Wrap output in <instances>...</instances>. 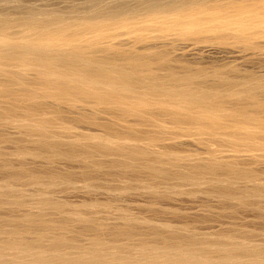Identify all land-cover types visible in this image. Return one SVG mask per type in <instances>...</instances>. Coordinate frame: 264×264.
<instances>
[{
    "label": "bare ground",
    "instance_id": "1",
    "mask_svg": "<svg viewBox=\"0 0 264 264\" xmlns=\"http://www.w3.org/2000/svg\"><path fill=\"white\" fill-rule=\"evenodd\" d=\"M26 1V0H25ZM119 1V0H118ZM173 1V0H172ZM176 1V0H175ZM187 1V3L186 2H184L185 4H187L188 5V1L189 2H191L190 0H186ZM194 1V0H193ZM213 1V0H212ZM211 0H196L194 3H193V6H192V4H190L191 6V8H189V10L191 11V12H189L188 11V9H187V7L185 6V8H183V10L182 11H186V12H189L190 13V15H189V17H191V14L194 12V13H198L199 11L198 10H201L200 12H202V10H204L205 11V14H207L206 16H208V11L206 10V7H208V4L209 3H211L212 2ZM222 1V0H221ZM221 1H217V3H216V1H213V2H215V4H217L216 6H215V4H214V6L215 7H217L218 9H219V11L221 10L222 11V9L223 10H227V11H229L228 9H230V12H229V15H231V10L233 11H235V9L236 10H238V13H242L243 15V17H244V14H247V15H251L252 14V12H254V11H260V14H261V12H263L264 11V0H256V1H254V0H226L227 1V3H226V1H225V3L223 2H221ZM229 1H231L230 3H228ZM254 1V2H253ZM32 2V1H31ZM114 2H115V0H114ZM120 2V1H119ZM212 2V3H213ZM113 3V2H112ZM116 3V2H115ZM128 3H129V1H128ZM212 3H211V6H212ZM123 4V3H122ZM125 4H127V1H126V3ZM169 4V3H168ZM173 4V3H172ZM130 5V4H129ZM125 6L126 5H121V7H123V9H127V8H125ZM128 6V5H127ZM158 6V5H157ZM156 6V7H157ZM161 6V5H160ZM184 6V5H183ZM24 7V6H23ZM112 7L114 8V6L112 5ZM118 8H119V10H118V8H117V10L118 11H120L121 10V13H120V15L122 14V8L120 9V5L119 6H117ZM153 7V6H152ZM151 6H150V8H152ZM169 7V6H168ZM173 7H175V6H173ZM178 7V6H177ZM181 7V6H180ZM179 7V8H180ZM130 8V7H129ZM158 8V7H157ZM156 8V9H157ZM217 8H213V9H217ZM19 9H20V7H19ZM147 9V8H146ZM153 9V13H154V7L152 8ZM159 9H160V7H159ZM168 9V8H167ZM173 9H175V8H173ZM172 9V10H173ZM182 9V8H181ZM180 9V10H181ZM17 10V9H16ZM110 10H111V14L113 15V10L110 8ZM110 10H107L108 11V14L107 13H105V15H104V17L106 16V14L109 16L110 15V13H109V11ZM116 10V11H117ZM137 10V9H136ZM145 10V9H144ZM163 10V9H162ZM161 10V11H162ZM179 10V9H178ZM115 11V12H116ZM116 12L117 14H115L114 13V17L112 18H110V17H108L109 18V20L110 19H116V15H118V13L119 12ZM131 11H133L132 9H131ZM147 11V10H146ZM149 11V10H148ZM147 11V12H148ZM158 11V10H157ZM157 11H156V13H157ZM165 11V10H164ZM206 11H207V13H206ZM210 11L212 12V9L210 8ZM218 10H216V11H214L213 10V12H219ZM21 12V11H20ZM33 12V11H32ZM127 12V11H126ZM126 12H124V15H125V13ZM129 12V11H128ZM136 12H139V11H136ZM140 12H142L141 10H140ZM151 12H152V10H151ZM159 13H161L160 11H158ZM166 12V11H165ZM173 12H174V10H173ZM176 12H177V10H176ZM178 12H180V11H178ZM177 12V13H178ZM210 13V15H211V18H209V20L211 19L212 20V16L215 14V13ZM236 13H237V11H235ZM131 13V12H130ZM134 13V12H133ZM145 14H146V12H144ZM163 13V12H162ZM181 13V12H180ZM179 13V14H180ZM194 13L192 14V15H194ZM203 13V12H202ZM221 13V12H220ZM220 13H218V14H215L217 17L219 16V14ZM226 13V12H225ZM224 13V11H222V13L220 14L221 16H223V14H224V16H226V14L228 15V13H226L225 14ZM237 13V14H238ZM259 13V12H258ZM264 13V12H263ZM263 13H262V17L264 16L263 15ZM2 14V13H1ZM0 14V15H1ZM6 14V13H5ZM101 15H102V13H100ZM136 14V13H135ZM148 14V13H147ZM181 14H183V13H181ZM185 15H186V13H184ZM183 14V15H184ZM199 14V13H198ZM232 14H234V18H239V17H235V13H232ZM27 15H29V14H27ZM101 15H98V16H100L99 18H100V22H101V20H102V22L104 21H109L108 19L106 20V18L103 20L102 18H101ZM111 15V16H112ZM134 15V14H133ZM140 15V14H139ZM138 15V16H139ZM163 15V14H162ZM167 15V14H166ZM171 15V14H170ZM173 16H174V14H172ZM171 15V16H172ZM184 15V17H186V18H183L184 19V21H185V19H187V18H189L188 16H185ZM197 15V14H196ZM204 15V14H203ZM239 15V14H238ZM256 15V17H259V18H261V15H259V14H257L256 12H255V14L253 13V15H251L250 16V18H252L253 20H254V16ZM259 15V16H258ZM129 16V15H128ZM150 16V15H149ZM156 16V15H155ZM160 16V15H159ZM168 16V15H167ZM172 16V17H173ZM216 16H213V17H215L216 18ZM232 16L233 15H231L230 16V21H231V18H232ZM237 16V15H236ZM13 17V16H12ZM42 17V20H43V16H41ZM48 17V16H47ZM53 17V16H52ZM51 17V18H52ZM103 17V16H102ZM125 17V16H124ZM123 17V18H124ZM136 17H137V15H136ZM139 17H141V15L139 16ZM144 17H145V15H144ZM152 17H154V15L152 16L151 15V17L150 18H152ZM157 17V16H156ZM163 17H165L164 15H163ZM176 17V16H175ZM181 17H183V16H181ZM178 18L177 19V21L179 22L182 18ZM201 17V16H200ZM209 17V16H208ZM208 17H205L204 16V18L202 17V18H199V19H197V17H191V19L190 20H196L197 19V21H203L204 19L206 20L205 21V23H204V21H203V23L202 24H204V26L206 25V27H207V25H208V27H210V25H211V28H212V26L214 25V26H217L216 24H218V23H216L217 22V20H222V17H220V18H216L215 19V22L213 21L212 22V24L210 23V24H208V22H210V21H208L207 22V18ZM16 18V17H15ZM36 18V17H35ZM35 18H33L34 19V21L36 22V20H35ZM40 18V17H39ZM49 18V17H48ZM90 18V17H89ZM98 19V17H95V19ZM138 18V17H137ZM244 18H247L246 17V15H245V17ZM249 18V19H250ZM259 18H256V19H258V21H259V23H260V25L262 24V27L260 26V28H262V32L264 33V31H263V29H264V26H263V23H264V20H263V23H261V19H259ZM264 18V17H263ZM1 19V18H0ZM3 19V18H2ZM7 19H9V18H7ZM16 19H18V18H16ZM19 19H20V17H19ZM18 19V20H19ZM41 19V18H40ZM53 19V18H52ZM72 19H75V18H72ZM72 19H70V20H72ZM80 19V18H79ZM91 19V18H90ZM126 19V18H125ZM139 19H141V18H139ZM146 19H147V17H146ZM145 19V20H146ZM157 19V18H156ZM159 19V18H158ZM160 19H162V18H160ZM159 19V20H160ZM180 19V20H179ZM225 19H229V18H223V20H225ZM249 19H247V21H249ZM251 19V20H252ZM23 20V19H22ZM37 21V23L39 24H35L36 26H39V28H40V24L42 23V22H44L45 20H47V21H45V22H48L49 23V21L51 20V19H44L43 21ZM69 20V21H70ZM75 20H77V18L75 19ZM83 20V19H82ZM81 19H80V21H81V23H84L83 21H82ZM93 20V19H92ZM91 20V21H92ZM123 20V19H122ZM127 20V19H126ZM142 20V19H141ZM144 20V21H145ZM163 20H165V18L163 19ZM162 20V21H163ZM166 20H168V19H166ZM165 20V21H166ZM172 20V19H171ZM190 20H188L187 19V23H186V21L184 22L183 20H182V22H180V23H176L177 21H174V19L172 20V22H169V21H167V22H169V25H166V22H162V23H164L163 24V31L165 30V33H168L169 31H173V29H175L176 27H177V29H179V30H176L175 29V31L177 32V31H180V32H183L182 34H180V35H182L183 37L185 36L184 34L185 33H188V34H191L192 33V31H194V30H190V29H192L195 25H194V23L195 22H197V21H195V22H193L192 21V23L193 24H191V25H193L192 26V28H191V25L189 24V22L188 21H190ZM219 20V21H220ZM246 20V19H245ZM252 20V21H253ZM2 21V20H1ZM29 21V20H28ZM31 21H32V19H31ZM34 21H32L33 23H35ZM55 22L57 21V19L56 20H54ZM59 21V20H58ZM61 21V20H60ZM65 21V20H64ZM97 21H99V19L97 20ZM149 21H150V19H149ZM226 21H228V20H226ZM251 21V22H252ZM13 22V21H12ZM23 22V21H22ZM32 22H30V23H32ZM41 22V23H40ZM45 22L43 23V24H45ZM95 22V21H94ZM100 22H99V24H94V25H90V23L91 22H89V25H88V23H87V21H86V23H84L85 25H82L81 23V25L83 26V27H85L86 28V30H85V28L83 29V27L81 28V30H83V34L85 33L86 35L91 31V30H96V32L97 31H99V34H100V37L99 38H97L98 36L97 35H95V36H97V37H94V36H92V35H90L89 36V38H87V36L86 35H83V34H81L80 32H79V34L78 35H80V36H78L79 37V39L76 37V34L74 35V33H77L79 30H80V28H77V32L76 31H74V29H72L73 27H77L76 25H78V27L80 26L81 27V25H79V22H77L76 21V23H78V24H76L75 26H72V23H74V20H73V22L70 24L69 22L68 23H66L67 25L68 24H70L69 26H71V29L73 30V37H76V39L78 40V41H76V44L74 43L73 44V42H74V39H68L69 41H71L70 42V44L68 45V44H66V45H68V46H70V52H71V54H70V52H69V55H64L65 54V51L66 50H68V49H64L63 50V52H64V54H62L63 52L62 51H60V49L62 48V46H61V48L59 49L58 48V50H59V53H61V54H59L58 53V51L56 52V54H54V53H52V51H51V46L52 45H54V47L53 48H55V50L57 49L56 47H58V45H56V47H55V44H56V42L54 41V42H52V44H51V42L50 43H44V42H42V41H44V40H42L41 38H43V36L44 35H46V30L44 29V26H43V30H42V26H41V31H42V37L41 38H39V39H41L42 41H39V39H38V44H37V40H35V42L34 43H36V44H34V43H26L25 41L23 42V41H20L21 43H22V45H21V43H20V45L23 47V49L24 48H26L27 47V50H28V45H32L34 48H35V46H38V49L39 48H41V44L42 43H44V44H42L43 46H46V47H48V45H51V46H49V48H43V46H42V49H43V52H41V53H38V55H36L37 57H35V59L33 58H31V59H29V57H31V56H33L34 57V55H31V56H29L30 54H33L34 52H38V50H36L35 51V49L37 48H35V49H32V52L30 51V50H28L27 51V55L29 56V57H27L26 58V56H25V58H24V55H26V54H23L24 53V51L25 50H23V52H19V49H20V51H21V49L22 48H19V49H17L16 47H15V43L14 42H10V44H12L13 43V49L14 48H16L17 50H18V54H17V52H15L14 53V51H17V50H14V51H12L13 49L11 48V45L8 43L9 41L8 40H6V39H3V41H2V39H1V41L3 42H1V44L0 45H3V47H7V45L6 44H8V45H10V52L11 53H5V49L3 50V47H1L2 49L0 50V72H1V74L0 75H3V77L2 76H0V77H2L1 79H3L2 81H0V86H1V88H0V96L2 97V99H4L6 102H12V103H10L11 105H13V102H20V104L18 105V107H17V105H16V107L19 109L18 111H16L17 113L20 111V107H23V109L24 110H26L25 111V115L24 114H22L21 112L19 113V114H22V116H25L24 118H22L21 120H20V122L23 120V121H25V123L23 124L22 122V124L19 126L23 131L22 132H24V133H22V134H24V136L25 135H27L26 137H29V140H31L32 141V143H33V147L34 148H36V150L38 149H40V150H43L42 152H44V154L45 153H47L48 154V152L50 151V149H52L53 151H54V156H55V159L56 160H58L59 158H60V156L62 157V159L64 158V155H65V158H67L68 159V161H71V160H73V161H75V162H77V160H80L82 163H80V162H77V163H80V165L79 166H83V170H82V172H81V174L79 173L78 174V176H82L83 177V180L85 181V182H87V181H89L90 182V180H92L93 179V177H97V173H99L101 170H102V167H105L104 165H106V166H109L108 164H110L112 167H118V168H116L115 170H116V172L121 168L122 170L121 171H125L126 173L128 172H134V174L133 175H136L137 176V173H139L140 171H143V173L145 172V174L146 173H149L150 174V176H151V180L152 181H155V182H153L152 183V181L149 179L150 178V176L147 178V180L149 179L150 181H147V182H151L152 183V186H150L151 184L150 183H147V184H145L146 185V187H145V189H148L149 188V193L152 195V197H153V199H154V197L156 198V199H159L160 200V198H167V196L168 197H170V195L171 194H169V191L167 190V189H169V187L167 186V189L165 190L164 188H162L161 189V182H160V180L162 179V178H165V177H167V176H169V174H171V176L173 177V179L175 178V181H177V182H175V185L179 182V184H181V185H179V184H177V185H179V186H184L183 184H185L186 183V187L187 186H193L194 185V187L196 188L195 189V194L197 193V191H198V193L200 192H202V193H205V195H207L208 197H210V198H217L218 199V201L221 203H219V205H221L220 206V208H221V217L222 216H229V217H232L233 219H234V217H236L237 215H238V213H239V211H240V209H244L245 211L246 210H248V211H254V212H256L257 214H258V216H259V218H261L262 216L264 217V171L263 170H260V169H256V167L254 168L253 166L255 165V164H258V162L260 161V160H258L257 158H261V156L259 157L258 155H257V158L255 157H253V155H256V152H259L260 154H261V151H264V143L263 142H261L260 140H258L257 139V137L259 136V134L261 135V133H262V135L261 136H259L261 139L264 137V120H261V118L262 117H264V115H262V117L259 119V118H257V117H260V113L261 112H259V115L257 116V117H255V115H254V117L256 118V120L257 119H259V120H257L258 122V124H254L253 126H255L256 125V128L255 129H257L258 128V131L257 130H255V132L253 131L254 130V128H251L250 126L252 125V124H250V126L248 127L249 128V130L251 131V129H253L252 130V132H248L247 133V135H246V139L248 140V143H246V144H243V146H244V148L246 147V145L248 146V148L247 149H249L250 151H252L251 153H253V152H255L253 155L252 154H249V155H251L253 158H251V156H250V158L247 160L248 162H243L242 160L244 159V157H242L241 156V163H242V165L243 166H238V164H236V162L234 163V165H232L233 164V162L234 161H237L238 159H240V157H239V154L238 153H235V150H234V154H235V156H236V154L238 155V159L236 158V160H234L233 159V157H232V161H231V163L230 162H228V159L225 157L226 156V154H224L225 156V158L227 159V162L224 160L225 158L223 157V159H221L222 158V156H221V158H220V160H222V161H218L219 160V158H217L216 160H214L215 158H213V156H212V158L211 157H204V158H201V160L199 161V160H196V161H198V162H195V160H194V158H192L193 159V161H192V163H191V161H190V163L188 162V161H186V159H185V156L182 158L181 156V158L180 157H178L179 155L174 151V149L172 148H170V146H169V148H170V150H168V152H166L165 150H167L166 148H168L167 146H165L166 148L165 149H161V150H163V152L161 153L162 155L164 154V152L166 153V155L164 154L163 156L164 157H161L160 155V152H161V150H160V152L158 151H156L157 153L153 156L152 155V153H153V151H154V148H153V146L152 147H149V146H147V147H149V148H152L153 150H152V153H150L149 151V149L147 150V149H145L146 147V145L144 146V144H143V146H144V148L143 147H140V146H138V145H136V144H134L132 141V143L130 142L129 144L128 143H126L127 142V136L126 137H123V136H121L122 134H120V136L121 137H123V138H121L120 137V139H121V141H119L118 139H119V135H117L115 132H116V130H115V134H116V139H113V138H109V139H107V137L105 138V137H102V136H99V137H101V138H98V135H97V133H96V135L97 136H95V135H93V136H90V139L88 138H86V141H84L85 140V138H83V142H79L78 140V137H77V141H73V139H72V141L70 140V141H66L64 138L62 139V141H61V136L63 137V135H60V138H58V136H57V138H55L54 136V138L55 139H57V140H55L54 139V141L53 142H51L50 140V138L48 139V137H47V135H48V133L47 132H45L44 131V128L47 126V125H45V122H48V119H49V117H47V115L49 116L50 115V110H48L47 111V109H50L49 107L51 106H53V105H51V104H57V102H64V103H67V102H69V105L71 104V105H77V103L75 102V104H73L72 102H74V101H77V102H83V104L85 105L86 103H87V105L90 107V104H92V106H94V108H96V109H94V112L95 111H97L98 109V107L100 108V107H102V110H104V109H106V110H108L109 112L108 113H110V114H112V113H114V111L115 110H113V108L115 109V108H121V110H119V113H121L122 115V118H126V117H132L127 123L129 124V123H131V120L133 119V118H135V116H134V114H136L137 115V117L141 114V113H143V116H145L144 114H148V115H150V120L152 121V117L153 116H155V114H156V112L157 111H159V112H162V113H164V114H168L170 117H171V120L172 121H170L169 123H172L173 124V126H174V122L175 123H178V128L180 127V125L182 124V125H184V124H191V126L192 125H196V124H198L199 126H200V128H198L197 129V131H200V136L201 137H204V136H202V135H204V134H206V133H209V134H211V135H214L215 137L217 136H219L220 135V137H221V135H223L224 133L226 134L228 131H229V134L228 135H226L225 137H227L228 138V136H229V140H230V135H232L233 133V127L234 128H236L237 130H238V132L241 134L242 133V131L240 130V129H243L244 127H241V126H244L243 124L240 126V125H237L238 124V121H237V119L235 118V117H237V116H234V118H232L231 117V119H230V116H233V115H236V114H233V113H230V111L232 110V108L234 107V106H237V105H240V103L239 102H242L243 100H240L239 98V100H238V103L239 104H237L236 102H235V100L233 99V97H232V94H231V96H229L230 95V93L225 89L226 88V86H224V85H229L232 81H228V78H230V76H229V74H227L229 77L227 78V81L226 82H224L223 80L226 78V77H223L222 75H220V76H222L223 77V79H222V77H221V79L220 80H222L224 83H221V81L219 82L218 80V83H221V85L223 84V86H224V89L227 91L226 92V94L227 95H225V93H224V91H223V93H221V94H219L220 93V91H219V89L217 88V91H219L218 93L217 92H215L216 90H213V89H216V87H222V89H223V86H221V85H215V87L212 89V87H211V89H208V90H211L210 92H208V90H206L207 92V95H210L213 91H214V93H213V95H211L212 97H217L218 95H220V97H221V95H225V96H222L223 98H225V100H228L229 102V104L228 105H230V106H228L227 105V107L229 108V110H230V108H231V105H234L233 103L235 102V104H237V105H234L232 108H231V110L229 111V112H227V113H224V112H222L223 111V105H222V108H221V105H220V107H218V109H217V106H218V104H217V102L219 103V104H221V102H219L218 100L220 99H218V97H217V101L216 100H214L213 102L211 101L213 98L211 97V96H209L208 98L210 99V97L212 98V99H210V101L212 102V104H213V106H215L214 104L216 103L217 104V106H216V111L217 112H219V109L221 108L222 109V111H220V114L219 113H217L215 110H213L214 108L213 107H211V108H203L204 106H206L207 104V102H208V98L206 97L207 95L204 93V92H201L202 94H204V96H205V98H207V102L205 103V100H200L199 101V97H200V95L199 94H196V93H194V94H196V95H198V96H195L197 99H198V101H197V99L195 100L196 102L195 103H197V102H199V103H197V104H195L193 101H191L190 99V101H188L187 99H179V100H177L176 102V104H174L175 103V101L173 102V100L175 99L176 100V98L178 97V96H176L177 95V93H178V95H179V92H184L183 90H186L185 92L186 93H189L188 91H190L191 92V90H188V88H186L185 89V87L183 88V89H180L179 91H177V90H175L176 92H174L173 90H174V88H173V90H171L170 89V91L172 92H174L172 95H174V94H176L175 96H173V97H175V98H172L171 96H170V93H168L169 95L168 96H170L171 97V102H173V104L174 105H172V103H169L168 101H170V100H167V95H165L166 93H164V91H161L160 93H164V96H167V97H165L166 99H158L157 98V96L156 97H150V98H152V99H150L149 98V94H148V92L150 91V88H149V86L148 87H146L148 90H146V91H148L147 93H145L146 91H144L143 93L142 92H140V93H142V94H144V95H139V96H133L131 93H132V91H133V88H134V90H135V88H136V90L135 91H137V90H139L140 89V91H141V89H142V91L144 90L143 88H145L144 86H142L141 88H140V86L137 84H135L136 85V87H135V85L133 86V85H131V84H134L133 82L132 83H129V82H127L128 80L129 81H132L133 79H131V77L133 76V75H135L136 73H135V71H134V73L133 72H131L130 74H131V76L128 74V73H120V72H118L117 71V69H116V66H112V65H110V64H108L106 61H109L110 59H109V57L111 56V55H109L110 53H118V51L121 49L122 50V48H120V44L118 45L117 43V45L119 46H117L116 44H114V42L111 44V43H109V42H104V41H107L106 39L108 38V41H111V40H109V35L108 36H106V34L105 33H108V31L106 32V28H108L111 24H112V22H113V20H112V22H111V24L109 25H107V27H106V24L107 23H102V24H100ZM116 22V21H115ZM118 22V21H117ZM122 22V21H121ZM120 22V23H121ZM136 22V21H135ZM141 22V21H140ZM143 22V21H142ZM141 22V23H142ZM159 21L157 20V22L156 23H158ZM191 22V21H190ZM207 22V23H206ZM220 22H222V21H220ZM232 22V21H231ZM236 22H239V20H237V19H235V22H233L232 24H234L235 26H234V28L236 27ZM7 23V22H6ZM11 23V22H10ZM14 23H16V22H14ZM14 23H13V25H14ZM20 23V22H19ZM18 23V24H19ZM26 23V22H25ZM33 23H32V25H33ZM48 23L46 24V25H48ZM58 23V22H57ZM96 23V22H95ZM98 23V22H97ZM119 23V22H118ZM118 23H116V24H118ZM120 23H119V27H120ZM144 23V22H143ZM148 23V22H147ZM172 23V24H171ZM199 23V22H198ZM216 23V24H215ZM224 23H225V25L223 26V27H226V24L227 23H229L230 24V26H231V23L230 22H225L224 21ZM223 23V24H224ZM243 23V22H242ZM244 23H248V22H244ZM243 23V24H244ZM255 25L258 23V22H256V20L253 22ZM22 24H24V23H22ZM51 24H53V25H51ZM61 23H58V25H60ZM63 24V23H62ZM114 24L115 23H113V25H111V26H113V28L115 27V26H117L116 24H115V26H114ZM238 24V23H237ZM240 24L241 23H239L237 26H239L240 27ZM243 24H241V25H243ZM5 25V24H4ZM10 25V24H9ZM9 25H8V27H9ZM12 25V24H11ZM31 25V24H30ZM50 25L53 27V26H55V24H54V22H53V20H51V22H50ZM50 25H48V27H46V29L48 28L49 30L51 29V28H49V26ZM58 25H56L57 27H58ZM65 25V24H64ZM103 25H105V27L103 26ZM157 25H159V23L158 24H156V26ZM228 25V24H227ZM18 26V25H17ZM26 26V25H25ZM24 26V27H25ZM36 26H35V28H36ZM55 26V27H56ZM66 26V25H65ZM69 26H66V27H63V28H61V29H59V28H55L56 30H53V28H52V30H50V32L48 31L47 32V34L48 35H51V37L53 36V39L52 40H58V39H60V36L58 35L59 33H60V35L62 34H67V32H70L69 31V29H70V27ZM122 26V25H121ZM130 26V24H128V26L127 27H129ZM151 26V25H150ZM196 26H198V25H196ZM229 26V25H228ZM227 26V27H228ZM233 26V25H232ZM245 24L243 25V28H242V30L244 29V31H245V33L248 31V28H246L245 29ZM250 26H252L251 24L249 25V27ZM259 26H256L257 28L259 27ZM20 27V26H19ZM60 27V26H59ZM118 27V26H117ZM123 27V26H122ZM125 27H126V25H125ZM145 27V26H144ZM144 27H143V29H144ZM146 27H147V25H146ZM154 28H155V26H153ZM159 27H162V24H161V26H159ZM201 27H203V25L201 26ZM219 27H220V29L221 30H223V27H222V25L220 26V24H219ZM219 27H218V30H219ZM239 27H236V30L235 29H231V28H229L228 27V29H230V30H232L231 32H230V30H229V32H230V34L229 35H231L232 36V32H234V31H236V32H234L235 34L237 33H239V31H237V29L239 28ZM248 27V26H247ZM255 27V28H256ZM1 28H3V27H1ZM15 28V27H14ZM26 28V27H25ZM32 27H30V29H31ZM33 28H34V26H33ZM97 28V29H96ZM105 28V29H104ZM111 27H109V29H110ZM116 28V27H115ZM130 28V27H129ZM138 28H140V27H138ZM137 28V29H138ZM142 28V27H141ZM196 28V29H195ZM205 27H203V29H204ZM211 28H209V29H211ZM217 28V27H216ZM233 28V27H232ZM241 28V27H240ZM240 28H239V30H240ZM256 28V29H257ZM6 29H7V27H6ZM13 28H11L10 30H12ZM19 29V28H18ZM17 29V30H18ZM39 29V30H40ZM70 29V30H71ZM103 29V30H102ZM131 29V28H130ZM149 29V26H148V28H146V30H148ZM157 29L158 28H156V31H157ZM161 29V30H162ZM194 29H195V33H198L199 35H201L200 36V38L201 37H203L202 35L204 34V32L205 31H207V34H208V28L207 29H205V30H203V34H200L202 31L198 28L197 29V27H194ZM227 29V28H226ZM228 29H227V31L226 32H228ZM252 29V27L249 29V32L250 33H252L250 30ZM256 29H253V30H255V32L257 33V32H259V30H256ZM1 30V29H0ZM2 30H5V29H2ZM10 30L8 31V32H10ZM20 30H21V28H20ZM37 30V28L35 29V31ZM45 30V31H44ZM71 30V31H72ZM75 30H76V28H75ZM108 30V29H107ZM141 30V29H140ZM140 30H137V31H140ZM159 30V29H158ZM217 31L216 33L217 34H219L220 32H222V31H218L217 29H215V27H214V30L213 31ZM252 30V31H253ZM16 31V30H15ZM19 31V30H18ZM30 31V30H29ZM43 31H44V33H43ZM113 31V30H112ZM126 31V30H125ZM143 31V30H142ZM144 31H145V29H144ZM162 31V32H163ZM166 31H168V32H166ZM174 31V32H175ZM189 31H191V33L189 32ZM210 32H212L211 30H209ZM241 31V30H240ZM7 32V33H8ZM27 32L28 31H26L25 33L27 34ZM32 32H33V29H32ZM32 32H30L29 34H32ZM101 32V33H100ZM185 32V33H184ZM224 32H225V30H224ZM228 32V33H229ZM242 32V31H241ZM254 32V31H253ZM262 32H259V34L260 33H262ZM13 33V32H12ZM16 33V32H15ZM23 33V32H22ZM35 33V32H34ZM33 33V34H34ZM37 33H40V32H37ZM91 33H93V32H91ZM110 33H111V30H110ZM140 33H142L141 31H140ZM146 33V32H145ZM213 33V32H212ZM215 33V34H216ZM227 33V34H228ZM262 33V34H263ZM9 34V36H10V33H8ZM25 34V35H26ZM55 34H57V35H55ZM68 34H70V33H68ZM67 34V35H68ZM95 34V33H94ZM96 34H98V32L96 33ZM113 35H115L116 33H112ZM111 34V35H112ZM128 34V33H127ZM178 34V33H177ZM194 34V32L191 34V35H193ZM207 34L205 35V36H207ZM211 34V33H210ZM223 34V33H222ZM226 34V33H225ZM224 34V35H225ZM226 34V35H227ZM234 34V37L236 36V38H237V36H238V41L240 40V42L242 43V42H244L245 44H247V41H251V43L253 42L252 40H250L251 39V37L252 36H249L250 37V39L249 40H247V37H248V35H245L244 34V32H242V34H240V35H235ZM247 34V33H246ZM255 34V33H254ZM259 34H256V35H253V36H257L258 35V37H256L257 39L259 38ZM20 35V34H19ZM24 35V36H25ZM35 35V34H34ZM47 35V36H48ZM61 35V36H62ZM89 35V34H88ZM142 34H140V36H141ZM148 35V34H147ZM169 35V34H168ZM187 35V34H186ZM190 35V37L192 38H194V35L193 36H191ZM252 35V34H251ZM1 36V35H0ZM3 36V35H2ZM1 36V37H2ZM8 36V37H9ZM11 36H13L12 34H11ZM16 36V35H15ZM23 36V35H22ZM36 36V35H35ZM40 36V35H39ZM38 36V37H39ZM54 36L56 37V38H54ZM70 36V35H69ZM92 36V37H91ZM106 36V37H105ZM181 36V37H182ZM204 36V37H205ZM210 37H212L211 35H209ZM205 37L206 39L208 38V40H209V38L210 37ZM220 36V35H219ZM219 36L217 37V38H219ZM260 36H261V34H260ZM21 37V36H20ZM29 37V36H28ZM59 37V38H58ZM73 37H71V38H73ZM81 37V38H80ZM111 37V36H110ZM138 38H139V34H138V36H137ZM172 37V36H171ZM170 37V38H171ZM187 37V36H186ZM186 37H184V40H185V38ZM190 37H187V38H190ZM195 37H198V35L197 36H195ZM216 36H213L212 38H213V40H212V38H211V42H210V44L211 43H213L214 42V45L216 44L215 43V41L216 40H218V39H216L215 38ZM222 37V36H221ZM220 37V38H221ZM230 37V36H229ZM228 37V35H227V38H229ZM7 38V37H6ZM13 38V37H12ZM17 38V37H16ZM34 38V37H33ZM45 38V37H44ZM43 38V39H44ZM47 38V37H46ZM46 38H45V40H46ZM48 38H49V36H48ZM50 38L48 39V40H50ZM61 38H63L64 39V37H61ZM65 38H66V36H65ZM69 38V37H68ZM97 38V39H96ZM103 38V39H102ZM104 38H106V39H104ZM123 38V37H122ZM146 38V37H145ZM145 38H144V40L143 41H145ZM160 38V37H159ZM205 38H201V41L200 42H204L206 39ZM215 38V39H214ZM231 38V37H230ZM232 38H233V36H232ZM231 38V39H232ZM253 38H255V37H253ZM10 39V38H9ZM18 39H19V37H18ZM28 39H31V37H29ZM35 39V38H34ZM33 39V40H34ZM75 39V40H76ZM103 41H102V40ZM126 39H128V38H126ZM150 39V38H149ZM224 39H225V37H224ZM223 39V40H224ZM230 39V40H231ZM5 40V41H4ZM12 40V39H11ZM21 40H22V38H21ZM113 40V39H112ZM141 40H142V38H141ZM141 40H139V41H141ZM183 40V39H182ZM189 40V39H188ZM191 40V39H190ZM194 41H196V40H199L198 38L197 39H193ZM229 40V41H230ZM259 40V39H258ZM6 41H8L7 43H6ZM18 41V42H19ZM51 41V40H50ZM120 41V40H119ZM142 41V42H143ZM159 41H161L160 39H159ZM187 41V40H186ZM210 41V40H209ZM208 41V42H209ZM219 42H221L222 40H218ZM225 41H228V40H224V42L223 43H221L222 45L224 44V43H227V42H225ZM232 42L234 41L235 42V38H233V40H231ZM231 41H230V44H232L231 43ZM30 42V41H29ZM39 42H41L40 43V46H39ZM78 42V43H77ZM103 42L105 43V47H104V44H103ZM145 42H147V41H145ZM184 42V41H183ZM191 42H192V40H191ZM197 42V41H196ZM200 42H198L199 44H200ZM207 42V41H206ZM218 42V43H219ZM258 43H256V44H259L260 46H258V49L260 48V47H262L263 46V44H264V42H263V44L261 43L262 42V39L261 40H259V41H257ZM4 43H5V45H4ZM23 43L25 44L26 43V45L24 46L23 45ZM58 43V42H57ZM61 43H63V42H60V44ZM80 43V44H79ZM85 43V44H84ZM102 44V46H99V44ZM109 45V44H111V46H108L107 47V44ZM138 43V42H137ZM141 43V42H140ZM150 43V42H149ZM229 43V42H228ZM236 43V42H235ZM234 43V44H235ZM240 43V44H241ZM243 43V44H244ZM250 43V44H251ZM255 43V42H254ZM254 43H252V44H254ZM19 44V43H18ZM46 44V45H45ZM48 44V45H47ZM59 44V43H58ZM59 44V45H60ZM82 44H84V45H89V47L87 46V48L86 47H84L85 48V50H81V49H83V47H82ZM113 44L114 45H116L115 47H117V49L113 46ZM197 44V43H196ZM220 44V43H219ZM243 44H241V46H243ZM244 44V45H245ZM248 44H249V42H248ZM251 44V45H252ZM255 44V45H256ZM30 45V47H32ZM144 45V44H143ZM164 45V44H163ZM167 45V44H166ZM186 45V44H185ZM208 45H209V43H208ZM221 45V46H222ZM233 45V44H232ZM236 45V44H235ZM250 45V46H251ZM251 46V48L252 47H257V45L256 46ZM18 46V45H17ZM98 46V47H97ZM146 46V45H145ZM144 46V47H145ZM165 46V45H164ZM237 46V45H236ZM235 46V47H236ZM138 46H136V48H137ZM146 47H148V45L146 46ZM155 47V46H154ZM185 47V46H184ZM183 47V48H184ZM208 47V46H207ZM243 47H245V46H243ZM69 48V47H68ZM119 48V49H118ZM149 48L151 49V46L150 47H148V49H146L145 50V53H146V55H145V53L143 52L144 50H142V52L144 53H142V52H139V50L137 51L136 49H135V47L134 48H131L130 50H131V52L129 51V50H127V48H126V51H129V53H128V58H129V61H131V63H130V65H129V71H131L132 70V68H135V70H137V68H136V66H134V67H132L133 66V64L135 63V64H137V62H139L140 61V65L141 64H143V63H141V62H143V61H141V56L142 57H144V56H150L151 57V59H150V57H149V60L148 61H150V62H148L147 61V59L148 58H145L144 57V61H145V63H150L151 64V62H152V60L154 59V58H157L158 60H160L161 62H163V61H169V60H173L172 59V56H169L170 54H166V52H156V50H155V53H154V51H152L153 53L151 54V50H150V55H147L148 53L146 52L147 50H149ZM192 48V47H191ZM238 48H241L240 46H238ZM248 48H250L249 47V45H248V47H247V50H248V52H249V49ZM251 48H250V52L251 51H253V55H255V53L257 52V50L256 49H252L251 50ZM132 49H133V51L135 50V51H137V52H139L138 54H143V55H138V54H136V53H134V52H132ZM157 49V48H156ZM159 49V48H158ZM185 49V48H184ZM212 49V48H211ZM235 49V48H234ZM242 49V48H241ZM261 49V48H260ZM264 49V47H262V50ZM55 50L53 49V52H55ZM97 50V52L99 51V52H103V53H99V55L100 54H105V55H108L107 56V58L109 59V60H105V61H103L104 60V57H103V60L101 59V60H99L98 58L100 57H98V55H95V53H97V52H95ZM180 50V49H179ZM224 50V49H223ZM243 50V49H242ZM254 50H255V52H254ZM262 50L260 51V50H258V52L260 51L261 52V54L263 53L262 52ZM7 51V50H6ZM30 51V52H29ZM39 51H41V50H39ZM111 51V52H110ZM126 51H125V49L123 50V55H125V53H126ZM246 51V50H245ZM264 51V50H263ZM13 52V53H12ZM29 52V53H28ZM95 52V53H94ZM125 52V53H124ZM180 52H182V51H180ZM188 52V51H187ZM257 52V53H258ZM20 53H22V56H19L20 55ZM58 53V54H57ZM94 53V54H93ZM219 53V52H218ZM245 53H247V52H245ZM98 54V53H97ZM118 54H120V53H118ZM250 54H252V52L250 53ZM102 55V56H103ZM228 55V54H227ZM230 55V54H229ZM249 55V54H248ZM17 56L18 57H21L20 59H18L17 58ZM97 56L98 58H95V57ZM117 57H118V55H116ZM119 56H121V55H119ZM126 56V55H125ZM264 56V55H263ZM114 57V56H113ZM112 57V58H113ZM154 57V58H153ZM171 59H170V58ZM25 60H24V59ZM106 58V59H107ZM111 58V59H112ZM122 58V57H121ZM124 58V57H123ZM229 58V57H228ZM23 59V60H22ZM114 59V58H113ZM140 59V60H139ZM146 59V60H145ZM181 59V58H180ZM189 59V58H188ZM196 59V58H195ZM21 60L23 61V62H21ZM58 60H61L63 63H65V62H67L65 65L64 64H62V63H60V61H59V63H60V66L59 67H57L58 65H56V63L58 64ZM116 60V59H115ZM119 60H120V58L118 59V60H116V62H118V63H120L119 62ZM123 60H125V58L124 59H122V61ZM158 60H155V61H157L158 62ZM185 60V59H184ZM226 60V59H225ZM261 60V59H260ZM111 61H113V60H111ZM121 61V60H120ZM126 61V60H125ZM155 61L153 60V65H155L156 63H155ZM181 61V60H180ZM26 62V63H25ZM73 63H75V66H73L74 64ZM110 63V62H109ZM126 63H128V62H126ZM133 63V64H132ZM147 63V64H148ZM159 63V62H158ZM157 63V64H158ZM174 63V61L173 62H171V64H173ZM239 63V62H238ZM73 64V65H72ZM108 64V65H107ZM111 64H113L112 62H111ZM116 64V63H115ZM114 64V65H115ZM146 64V65H147ZM182 64V63H181ZM260 64V63H259ZM62 65V66H61ZM63 65L64 66H68V65H72L73 67H64L63 68ZM118 65V64H117ZM121 65V64H120ZM138 65V64H137ZM144 66H145V68H146V65L145 64H143ZM149 65V64H148ZM148 65H147V68L146 69H149L148 68ZM161 65V64H160ZM163 65H164V68L166 67L165 66V64L164 63H162V67H163ZM183 65V64H182ZM185 65V64H184ZM122 66V65H121ZM121 66H120V69H121ZM143 66V67H144ZM155 66H157V65H155ZM60 67H62L63 69H61ZM131 67V68H130ZM141 67V69H143V67L142 66H140ZM157 67H160V66H157ZM176 67V66H175ZM184 67V66H183ZM224 67H226V66H224ZM238 67V66H237ZM8 68H11V69H8ZM144 68V69H145ZM161 68V67H160ZM182 68V67H181ZM185 68V67H184ZM201 68H202V66H201ZM119 69V70H120ZM138 69H140V68H138ZM150 69H151V66H150ZM159 69V68H158ZM168 69V68H167ZM188 69V68H187ZM204 69V68H203ZM152 71H153V67H152V69H151ZM156 70H157V68H156ZM160 70V69H159ZM158 70V71H159ZM171 70V69H170ZM169 70V71H170ZM195 70V69H194ZM200 70V69H199ZM206 70V69H205ZM218 70H220V69H218ZM223 70V69H222ZM221 70V71H222ZM233 70V69H232ZM239 70V69H238ZM124 71H125V68H124ZM128 71V70H127ZM141 71V70H140ZM166 71V70H165ZM168 71V70H167ZM173 71V70H172ZM178 71V70H177ZM183 71V70H182ZM190 71H192V70H190ZM221 71H220V73H221ZM27 72H30L29 73V75L31 74V72L33 73V78L32 79H27V78H25L24 77V75L25 74H27ZM121 72H122V69H121ZM141 72H144V70H142ZM141 72H139V73H141ZM146 72H147V74L146 73H142L141 75L142 76H144L145 74L146 75H148L149 74V72H148V70H146ZM161 72V71H160ZM181 72V71H180ZM186 72V71H185ZM217 72V71H216ZM216 72L214 71V73L216 74ZM237 72V71H236ZM236 72H235V74H236ZM133 73V74H132ZM159 73V72H158ZM163 73V72H162ZM178 73H179V71H178ZM188 73V72H187ZM185 74V77H186V75H188V74ZM214 73H212V74H214ZM218 73H219V71H218ZM223 73V72H222ZM253 73V72H252ZM144 74V75H143ZM152 74V76H153V72H151L149 75H151ZM156 74V73H155ZM160 74V73H159ZM158 74V75H159ZM164 74H165V72H164ZM170 74V73H169ZM181 74V73H180ZM183 74V73H182ZM190 74V73H189ZM192 74V73H191ZM198 74H200V73H198ZM225 73H223V75H224ZM251 74V73H250ZM249 74V75H250ZM256 74L257 73H255V74H251L250 76H254L255 78L256 77H258V76H256ZM137 75H138V72H137ZM136 75V76H137ZM158 75L156 74V76L158 77ZM177 75V74H176ZM202 75V74H201ZM135 76V77H136ZM152 76H150V77H152ZM155 76V75H154ZM164 76V75H163ZM163 76H162V74H161V77L160 78H163ZM167 76V75H166ZM171 76V75H170ZM191 76V75H190ZM189 76V77H190ZM195 76H197L198 77V75H195ZM195 76H194V79H195ZM211 76H214V75H211L210 74V78H211ZM215 76H217V75H215ZM218 76H219V74H218ZM217 76V78H219ZM250 76H248L247 75V77H250ZM145 77H147V78H149V76H145ZM168 77V76H167ZM181 77V76H180ZM180 77H178V78H180ZM205 77V76H204ZM236 77H238V76H236ZM235 77V78H236ZM262 77V76H261ZM132 78H134V77H132ZM172 78V77H171ZM183 77H181V79H182ZM191 78V77H190ZM207 78V77H206ZM205 78V79H206ZM209 78V79H210ZM217 79L216 77H213V79ZM241 78V77H240ZM239 78V79H240ZM251 78V77H250ZM250 78H248L249 79V82H248V80H247V82L245 83V84H247V83H249V84H252L253 82H251L250 80ZM259 78V77H258ZM258 78H257V81H259L258 80ZM131 79V80H130ZM135 79V78H134ZM137 79H139V78H137ZM146 79V78H145ZM150 79H154V78H150ZM167 79V78H166ZM169 80H170V77L168 78ZM181 79H177V80H181ZM184 79V78H183ZM186 79H188L187 77H186ZM194 79H192L193 80V82H194ZM197 79V78H196ZM205 79H203V80H205ZM214 79V81H216ZM242 80H243V78H241ZM240 79V80H241ZM156 80V79H155ZM172 80V79H171ZM176 80V79H175ZM176 80V81H177ZM240 80L239 81H237V82H239V83H241L240 82ZM244 80H246L245 78H244ZM243 80V81H244ZM264 80V79H263ZM259 81V82H261V84L260 85H257V86H260L261 87V85H263L264 84V81ZM158 81V80H157ZM167 81V80H166ZM182 81H184V80H182ZM182 81H181V83H182ZM199 81V80H198ZM197 81V82H198ZM242 81V82H243ZM152 82H153V80H152ZM156 82V81H155ZM161 82V81H160ZM168 82V81H167ZM186 82V81H185ZM190 82H191V80H190ZM201 82H202V79H201ZM201 82L199 83V84H201ZM236 82V83H237ZM139 83H141V81L139 82ZM166 83V82H165ZM175 83H177V82H175ZM203 83V82H202ZM205 83H208V82H205ZM205 83H203L202 85L204 86L205 85ZM213 83V85H214V82H212ZM216 84H217V82H215ZM233 83V82H232ZM238 83V84H239ZM263 83V84H262ZM144 84V83H143ZM146 84V83H145ZM148 84V83H147ZM150 84V83H149ZM172 84H174V81H173V83ZM179 84V83H178ZM187 84V83H186ZM258 84V83H257ZM129 85H131V86H133V88H130L129 87ZM141 85V84H140ZM182 85V84H181ZM190 85H191V83H190ZM195 86L196 85H198V84H194ZM202 85H199V87L200 86H202ZM231 85V84H230ZM240 85V84H239ZM238 85V86H239ZM253 86H256V84L254 83V84H252ZM172 87H173V85H171ZM180 86V85H179ZM185 86H188V85H185ZM192 86V85H191ZM209 86H212L211 84L209 85ZM168 87V86H167ZM176 87H178V86H176ZM206 87V86H205ZM228 87H230V86H228ZM242 87V86H241ZM244 87H245V85H244ZM246 87H247V85H246ZM252 87V86H251ZM259 87V88H260ZM264 87V86H263ZM263 87H261V88H263ZM130 88V89H129ZM138 88V89H137ZM180 88V87H179ZM182 88V87H181ZM189 88H190V86H189ZM196 88H197V86H196ZM201 88V87H200ZM208 88V87H207ZM210 88V87H209ZM248 88V87H247ZM253 88V87H252ZM165 89H167V88H164V90ZM176 89V88H175ZM203 89V88H202ZM202 89H200L201 91H203ZM227 89H229L230 90V88H227ZM238 89H239V87H238ZM255 89V88H254ZM256 89H258L257 87H256ZM132 90V91H131ZM161 90V89H160ZM182 90V91H181ZM193 90V89H192ZM200 90H199V92H200ZM213 90V91H212ZM249 90H250V88H249ZM248 90V91H249ZM259 90V89H258ZM159 91V90H158ZM239 91H241V92H243L241 89H239ZM239 91H238V93H239ZM257 91V90H256ZM260 91V90H259ZM131 92V93H130ZM154 92H155V90H154ZM166 92H169V87H168V89H167V91ZM193 92V91H192ZM191 92V94H192V96H194L193 95V93ZM230 92H231V90H230ZM240 92V93H241ZM261 92V91H260ZM262 92H264V90L262 91ZM262 92H261V94H262ZM133 93H134V91H133ZM235 93H237L236 91H235ZM244 93V92H243ZM242 93V94H243ZM136 94V93H135ZM150 94L152 95L153 93H151V91H150ZM181 95H180V97H182L183 95V93H180ZM191 94L189 95V94H185L184 93V95L187 97V96H191ZM201 94V96H202V98H203V95ZM216 94H218L217 96H216ZM249 94H250V92H249ZM251 94H252V89H251ZM236 95V94H235ZM234 95V96H235ZM246 95V94H245ZM243 96V95H241V96H243V97H246V96ZM257 95V94H256ZM154 96H155V94H154ZM185 96H183V97H185ZM228 96V97H227ZM239 96V94L237 95V97ZM260 96H262V95H260ZM185 97V98H186ZM194 97V98H195ZM221 97V98H222ZM229 97H230V99H231V97H232V101L229 99ZM250 97V96H249ZM248 94H247V100H248ZM251 97H253V96H251ZM259 97V96H258ZM258 97H256L257 99H255V97H253V99L255 100V101H258ZM263 97V96H262ZM153 98H156V100H154ZM190 98H192V97H190ZM226 98H228V99H226ZM236 98V97H235ZM242 98V97H241ZM1 99V98H0ZM42 99V100H41ZM170 99V98H169ZM201 99V98H200ZM204 99V98H203ZM216 99V98H215ZM243 99V98H242ZM263 99V98H262ZM222 100V99H221ZM224 100V99H223ZM233 100H234V102H233ZM252 101V99H249V102H251ZM259 100H260V98H259ZM179 101V102H178ZM237 101V100H236ZM255 101H253V102H255ZM262 101V100H261ZM18 102L16 103V104H18ZM85 102V103H84ZM192 102V103H191ZM200 102H204L203 103V106H202V104L200 105ZM227 102V101H226ZM230 102H232V104L230 103ZM244 102H246V107H247V105L248 104H250L249 102H248V104H247V101H246V98H244V101L241 103V104H243ZM260 102V101H259ZM88 103H90V104H88ZM82 104V103H81ZM81 104H79V106L81 105ZM161 104V105H160ZM209 104V103H208ZM222 104H223V101H222ZM260 104H261V102H260ZM262 104H263V101H262ZM68 105V106H69ZM159 105V106H158ZM225 103H224V107H225ZM243 105H245V104H243ZM255 105V104H254ZM253 105V106H254ZM8 106V105H7ZM73 106V107H74ZM202 106V107H201ZM208 106V105H207ZM250 106H251V104H250ZM250 106H248L249 107V109L251 108ZM0 107H2V106H0ZM54 107V106H53ZM81 107V106H80ZM80 107H77V109L78 108H80ZM109 107H110V109H112L113 111H110L109 110ZM227 107H225V108H227ZM4 108H5V106H4ZM13 108V110H15V108L14 107H12ZM17 108H16V110H17ZM69 108L70 109H73V108H71L70 106H69ZM86 108V107H85ZM90 108H92L93 109V107H90ZM213 108V109H212ZM236 108V107H235ZM255 110H252V111H255L254 112V114L257 112L258 113V110H261V111H263L264 110V106L262 105H256L255 107H253ZM6 109V108H5ZM9 109V108H8ZM56 109V108H55ZM60 109V108H59ZM68 109V108H67ZM66 109V110H67ZM101 109V108H100ZM117 109H116V111H117ZM238 109V108H237ZM248 109V110H249ZM13 110H11V108H10V110L9 111H7L6 113H8L9 115L11 114V111H13ZM53 110V109H52ZM75 110H76V108H75ZM81 110V109H80ZM228 110V109H227ZM226 110V111H227ZM239 111H235V112H240L241 110L240 109H238ZM257 110V111H256ZM22 111V110H21ZM55 111V110H54ZM99 111V110H98ZM101 111V110H100ZM138 111H140L139 113L140 114H138ZM156 111V112H155ZM193 111V112H192ZM249 111H251V109L249 110ZM251 111V114L253 113ZM16 112L14 113L15 115H17L16 114ZM23 112V111H22ZM38 112H47L46 114H44V115H46V117L44 116V115H42V116H44V117H42V118H46L47 119V121H45V119L44 120H40V119H42L41 117H39V116H36V115H38ZM89 112H91V111H89ZM153 112H155V113H153ZM13 113V112H12ZM49 113V114H48ZM222 113H224V114H222ZM8 114H6L7 116H9ZM40 114V113H39ZM51 114H53V113H51ZM114 114H116V115H118V112L117 113H114ZM146 114V115H147ZM157 114H159L158 112H157ZM156 114V115H157ZM240 114H242V113H240ZM262 114V113H261ZM12 115V114H11ZM10 115V116H11ZM14 115V116H15ZM92 115V114H91ZM113 115V114H112ZM142 115V114H141ZM151 115H152V117H151ZM161 115V114H160ZM159 115V116H160ZM10 116L8 117V118H10ZM33 116H35V119H36V117H39L40 119L38 120V118H37V120H38V122L37 121H35V123L36 124H31L30 123V121L29 120H33L32 118H34ZM51 116V115H50ZM56 116V115H55ZM79 116V115H78ZM90 116V115H89ZM120 116V117H121ZM167 116V115H166ZM252 116V115H251ZM0 117H1V119L3 118H5V110L3 109V112H0ZM18 117V116H17ZM92 117V116H91ZM118 117H119V115H118ZM137 117H136V119H137ZM148 117V116H147ZM157 117V116H156ZM170 117H167L166 119H164V120H168L169 121V119H170ZM229 117V118H228ZM244 117H246V115H244ZM15 120H16V118L15 117H13ZM51 118H53V116L52 117H50V119L49 120H51ZM116 118V117H115ZM142 118V116L141 117H138V119H141ZM161 118V117H160ZM227 118H228V120H227ZM239 118V117H238ZM243 117H241V119H242ZM0 119V121H5V119L4 120H1ZM10 119H12V118H10ZM13 119V120H14ZM18 119H19V117H18ZM34 119V120H35ZM54 120H55V118H53ZM52 119V120H53ZM61 119V118H60ZM97 119V118H96ZM127 119V118H126ZM136 119L134 120V121H136ZM144 119V118H143ZM147 118H145V120H146ZM154 120L156 119L155 117L153 118ZM229 119L232 121V120H234V119H236V121H235V125H237L236 127L235 126H233L234 124V121H232L231 122V125H232V130H231V133L232 134H230V130H228V131H226L228 128V126L230 125V121H229ZM240 119V120H241ZM251 119H254V118H252L251 117ZM264 119V118H263ZM8 120V119H7ZM13 120H11V123H12V121ZM51 120V121H52ZM93 120V119H92ZM116 120V119H115ZM114 120V121H115ZM119 121H121L120 120V118L118 119ZM124 120V119H123ZM144 120V121H145ZM149 120V119H148ZM153 120V122L154 123H152V124H156L158 121H159V119L157 118L156 119V121L157 122H155ZM161 120H163V119H161ZM225 120H227L228 121V124H226L224 121ZM244 121L246 120V118H244L243 119ZM248 120V119H247ZM247 120H246V123H247ZM19 121V120H18ZM27 121H29V123L27 122ZM103 121V120H102ZM118 121V122H119ZM124 121H126V120H124ZM142 121L143 120H141V122H138V125L137 126H139V124L141 123L142 124ZM252 121V120H251ZM7 122H9V121H7ZM7 122H5V123H7ZM16 122V121H15ZM57 122V121H56ZM60 122V121H59ZM117 122V123H118ZM224 122V123H223ZM253 122V121H252ZM254 122H255V120H254ZM4 123V124H5ZM16 123H18V122H16ZM78 123V122H77ZM76 123V124H77ZM102 123V122H101ZM123 123V122H122ZM132 123H133V121H132ZM149 123V122H148ZM3 124V123H2ZM54 124V123H53ZM97 124V123H96ZM106 124V123H105ZM124 124H126V123H124ZM134 124H135V122H134ZM140 124V125H141ZM150 124V123H149ZM152 124L150 125V127L152 126ZM160 125H161V123H159ZM167 124V123H166ZM1 125V124H0ZM11 125H13V124H11ZM14 125H15V123H14ZM18 125V124H17ZM45 125V126H44ZM57 125V124H56ZM71 125V124H70ZM69 125V126H70ZM113 125V124H112ZM111 125V126H112ZM143 125H144V123H143ZM146 125H148V124H146ZM158 126V127H161V126ZM226 125H228V126H226ZM248 124H246V126H247ZM5 126H6V124H5ZM9 125H7L6 127H8ZM49 126H51V125H49ZM68 126V124L66 125V127ZM87 126V125H86ZM128 127H126L127 129L130 127L129 125H127ZM137 126H135L136 127V129H138L137 128ZM155 126H157V125H155ZM154 126V127H155ZM190 126V125H189ZM5 127V128H6ZM16 127V126H15ZM18 127V128H19ZM53 127V126H52ZM51 127V128H52ZM56 127V126H55ZM63 127H64V125H63ZM74 127V126H73ZM77 127V126H76ZM90 127V126H89ZM114 127V126H113ZM113 127H111V129L113 128ZM116 127V126H115ZM123 127V126H122ZM133 127V126H132ZM131 127V128H132ZM134 127V128H135ZM175 127H177V125H175ZM175 127H173V130H174V128ZM182 127V126H181ZM183 127H185V126H183ZM198 127V126H197ZM69 128V127H68ZM67 128V129H68ZM86 128V127H85ZM143 128V127H142ZM156 128V127H155ZM162 128V127H161ZM170 128V127H169ZM172 128V127H171ZM178 128H177V130H178ZM230 128H231V126H230ZM229 128V129H230ZM251 128V129H250ZM16 129H17V127H16ZM48 129V128H47ZM59 129V128H58ZM72 129V128H71ZM74 129V128H73ZM130 129V128H129ZM133 129V128H132ZM157 129H159V128H157ZM179 129H181V128H179ZM183 129V128H182ZM3 130V129H2ZM19 130V129H18ZM63 130V129H62ZM64 130H65V127H64ZM70 130V129H69ZM87 130V129H86ZM92 130H94V129H92ZM141 130V129H140ZM172 130V129H171ZM175 130H176V128H175ZM245 130H247V129H244V131ZM1 131V130H0ZM20 131V130H19ZM18 131V132H19ZM55 131V130H54ZM60 131H61V129H60ZM72 131V130H71ZM74 131V130H73ZM112 131H114L113 129H112ZM130 131V132H129ZM128 131V133L127 134H129V136H131V135H134V134H132V133H134V132H136V131H134V132H131L132 130H129ZM138 131V130H137ZM195 131V130H194ZM234 131H236L235 129H234ZM2 132V131H1ZM45 132V133H44ZM69 132V131H68ZM94 132V131H93ZM105 132V131H104ZM144 132V131H143ZM143 132H141V133H143ZM182 132H184V130L182 131ZM181 132V133H182ZM186 132V131H185ZM187 132H188V130H187ZM192 132V131H191ZM196 132V131H195ZM66 133V132H65ZM112 133V132H111ZM119 133V132H118ZM137 133V132H136ZM153 133V132H152ZM173 133V132H172ZM177 133V132H176ZM176 133L174 132V136H176ZM180 133V134H181ZM193 133V132H192ZM236 133V132H235ZM2 134V133H1ZM0 134V144L1 143H3L2 141H9L8 143H10V144H12V142H11V140L13 141V143L15 142V140H13V139H9L10 138V136H8V137H6L7 136V134H6V136H4L3 134L1 135ZM21 134V135H22ZM37 134L38 135H40V136H38L39 138L37 139V140H34V139H32V137H34V136H36L37 137ZM47 134V135H46ZM50 134V133H49ZM67 134H70V133H67ZM71 134H72V132H71ZM113 134V133H112ZM111 134V135H112ZM145 134H146V132H145ZM164 134V133H163ZM171 134V133H170ZM179 134V135H180ZM190 134V133H189ZM188 134V135H189ZM194 134V133H193ZM236 134H238V133H236ZM235 134V135H236ZM243 135V137H244V132L242 133ZM51 135H52V133H51ZM88 135H91V134H88ZM114 135V134H113ZM123 135H124V133H123ZM137 135V134H136ZM136 135L135 136H133L134 138L136 137ZM144 135V134H143ZM146 135H148V134H146ZM145 135V136H146ZM152 135V134H151ZM157 135V134H156ZM167 135H169V134H167ZM178 135V136H179ZM187 135V134H186ZM235 135H233V136H235ZM48 136H50V135H48ZM84 136V135H83ZM82 135H81V137H83ZM104 136V135H103ZM128 136V137H129ZM137 136H139L140 138H141V134L139 135H137ZM149 136V135H148ZM153 136V135H152ZM183 136V135H182ZM191 136V135H190ZM193 136V135H192ZM233 136H231V137H233ZM238 136H239V134H238ZM237 136V137H238ZM241 136V137H242ZM41 137V138H40ZM46 137V138H45ZM51 137V136H50ZM64 137H66V136H64ZM88 137V136H87ZM91 137H92V139H91ZM113 137V136H112ZM114 137V138H115ZM118 137V138H117ZM132 137V136H131ZM133 137H132V140H133ZM154 137V136H153ZM161 137V136H160ZM167 137V136H166ZM171 137V136H170ZM173 137V136H172ZM207 137H209V136H207ZM212 137L213 136H211V138L210 139H212ZM215 137H213V140H214V142L212 141V145L215 143L216 144V142L218 143V140L215 142V139L217 138H215ZM222 137H224V136H222ZM221 137V138H222ZM236 137V136H235ZM241 137H239V138H241ZM243 137H242V139H243ZM75 138V137H74ZM104 140H103V139ZM137 138V137H136ZM135 138V139H136ZM148 138V137H147ZM157 138V137H156ZM178 138V137H177ZM198 138V137H197ZM219 138V137H218ZM217 138V139H218ZM221 138H220V140H221ZM17 139H20L19 141L17 140ZM16 139V141H18L17 142V144L16 143H14L17 147H16V150H15V148H13L14 149V151H16V152H18V155H19V159H21L22 157V155L20 156V153H22V151H23V147L25 146V145H27V143L29 142L28 141V139H27V141H24V142H26V143H24L25 145H23L22 146V144H23V142L21 141L22 140V138H17ZM48 139V140H47ZM60 139V140H59ZM67 139V138H66ZM81 139V138H80ZM100 139H102L101 141H100ZM139 138H137V140H138ZM149 139V138H148ZM159 139V138H158ZM158 139H157V142H158ZM163 139V138H162ZM195 139H196V137H195ZM225 138H223L222 140L223 141H225V140H227V139H225ZM232 139V138H231ZM245 139V140H246ZM65 140V141H64ZM116 140H118L119 142L117 143L116 142ZM125 140H126V142H125ZM130 140H131V138H130ZM153 140V139H152ZM154 140H156V139H154ZM176 140V139H175ZM174 140V141H175ZM197 140V139H196ZM195 140V141H196ZM204 140V142L206 143V140H208L207 138H206V136H205V139H203L202 138V141ZM219 140V141H220ZM234 140L235 141H237L238 142V139L237 138H235V139H233L232 141L234 142ZM241 140V139H240ZM122 141H124L123 143H122ZM151 141V140H150ZM160 141V140H159ZM162 141V140H161ZM160 141V142H161ZM182 141V140H181ZM211 140H209V142H210ZM6 142H5V144H6ZM20 142H22V144L20 143ZM116 142V143H115ZM121 142V143H120ZM129 142V141H128ZM148 142V141H147ZM146 142V143H147ZM209 142H207V144H208V146H209ZM221 142V144H225V143H222V141H220ZM219 142V143H220ZM20 143V144H19ZM30 143V142H29ZM142 143H145V141L143 142L142 141ZM141 143V144H142ZM197 143H198V140H197ZM227 143H230V141L229 142H227ZM235 143V142H234ZM160 144V143H159ZM204 144V143H203ZM214 144V148L216 147V145ZM237 144H241V143H237ZM14 145V146H15ZM149 145V144H148ZM1 146H3V145H1ZM0 146V173H5V174H7L6 176H8V177H10V176H12V177H17V176H22L23 177V175H25V176H27V174H29L30 176L31 175H33V177H34V179L35 180H40L43 184L45 183V181H46V184H47V182H48V180H47V178H46V180L44 179V177L45 176H49L50 178H52V179H50V180H53V181H50L52 184H53V186L54 187H56L57 188V186L59 185V179L61 180V179H63V178H59V177H61V173H63V175L66 177L67 176V178L69 179V181L70 180H72L73 179V177H75L74 175H75V173L74 174H72V173H68L67 175H66V173L64 174V172H62V171H60V172H58V171H54L56 168V166H54L53 167V165H51V164H49L48 162H49V160H50V158H51V160H52V158L54 159V157L52 156V157H49L50 155V153H52L53 151H51L47 156L49 157H46V159L44 158V160H45V162L47 161V164L48 165H46V167H44L45 165L43 164V167H38L37 165H39L40 166V164H37L36 165V167H32L31 166V164L30 165H28L27 163H26V159L27 158H25V159H21L22 160V162L20 163V164H18V165H14L13 163H12V161H11V159H13V158H10L9 157V155H10V151H13L12 149L9 151L10 153H9V155L7 154L8 152L6 151V150H9L8 148L6 149V150H4L2 147ZM10 146V145H9ZM28 146V145H27ZM30 146H32V144L30 145L29 144V146L28 147H30ZM161 146V145H160ZM205 146H207V145H205ZM204 146V147H205ZM225 146V145H224ZM233 146V145H232ZM234 146H236V144L234 145ZM6 147H7V145H6ZM26 147V146H25ZM162 147V146H161ZM210 147H211V144H210ZM240 147V146H239ZM158 148V147H157ZM213 148V149H214ZM217 148H218V146H217ZM240 148H242V146L240 147ZM243 148V149H244ZM245 148V149H246ZM27 149H30V150H28V152L29 151H31L32 149L31 148H26V150ZM49 150L48 152H46L47 150ZM205 149V148H204ZM210 149V148H209ZM228 149V148H227ZM226 149V150H227ZM230 149V148H229ZM242 149V150H243ZM26 150H24V153H25V155H26ZM33 150H35V149H33ZM37 150V151H38ZM46 150V151H45ZM155 150H156V148H155ZM171 150H173V151H171ZM212 150V148L209 150V151H211ZM215 150H216V148H215ZM230 150H232V149H230ZM238 150H239V148H238ZM248 150V151H249ZM257 150H259V151H257ZM20 151V152H19ZM56 151H60V153H61V151H64V155L62 156V154H60V153H58V152H56ZM219 151V150H218ZM233 151V150H232ZM231 151V152H232ZM28 152H27V154H28ZM42 152H41V154H42ZM173 152H175V153H173ZM204 152H205V150H204ZM221 153H224L223 151H222V148H221V151H220ZM227 152V151H226ZM230 152V153H231ZM236 152H238L237 151V149H236ZM242 152H244V151H241L240 150V153H242ZM13 153V152H12ZM37 153H39V151L37 152ZM58 153V154H60V155H56V154ZM154 153H155V151H154ZM158 153H159V156L160 157H156L157 155H158ZM179 153V152H178ZM202 153H203V151H202ZM217 153V152H216ZM232 153V156H234V154ZM245 153V152H244ZM250 153V152H249ZM258 153V154H259ZM14 154V153H13ZM16 154V153H15ZM15 154H14V156H15ZM33 154V153H32ZM53 154V153H52ZM51 154V155H52ZM191 154H193V153H191ZM201 154V153H200ZM207 155V153H204V155ZM211 154V152H209V155ZM248 153L246 152L245 153V155H247ZM262 154H263V158H264V152H262ZM25 155H23V157H25ZM37 155V154H36ZM35 155V156H36ZM177 155V156H176ZM185 155H186V153H185ZM189 155V154H188ZM203 154H201V156H202ZM242 155L244 156V154L242 153ZM11 156V155H10ZM28 156V159L27 160H30V158H29V155H27ZM35 156H33V158H37V157H35ZM39 156V155H38ZM46 156V155H45ZM44 156V157H45ZM56 156L58 157V158H56ZM67 156V157H66ZM183 156V155H182ZM194 156V155H193ZM235 156H234V158H235ZM9 157V158H8ZM12 157V156H11ZM16 157H17V155H16ZM16 157H15V159H16ZM21 157V158H20ZM31 157V156H30ZM40 158L42 157L41 155L39 156ZM38 157V158H39ZM192 157V156H191ZM197 159H198V157H200L198 154H197ZM195 157V158H196ZM246 158H247V156H245ZM32 158V159H33ZM64 158V160H66ZM79 158V159H78ZM187 158V157H186ZM189 158V157H188ZM263 158H261V160L263 159ZM70 159V160H69ZM75 159V160H74ZM77 159V160H76ZM191 159V160H192ZM252 159V160H251ZM21 160H19L18 161V157H17V161L18 162H20ZM34 160V159H33ZM42 160V158L39 160L38 159V161H41ZM50 160V161H51ZM61 160V159H60ZM16 161V160H15ZM16 161V162H17ZM35 161V160H34ZM37 161V160H36ZM67 161V160H66ZM65 161V162H66ZM67 161V162H68ZM73 161H71V162H73ZM225 161V162H224ZM263 161H264V159H263ZM14 162V161H13ZM52 162V164H54L53 162V160L51 161ZM56 162V161H55ZM59 162V161H58ZM193 162H195V163H193ZM32 163V162H31ZM35 164L37 163V162H34ZM33 163V164H34ZM69 163V162H68ZM74 163V162H73ZM107 163V164H106ZM240 163V164H241ZM264 164V163H263ZM52 166V168H55L54 170H52V169H50V168H48L49 166ZM237 165V166H236ZM30 166V167H29ZM50 166V167H51ZM110 166V167H111ZM263 166V165H262ZM110 167H105V168H103L104 170H106L107 168L109 169ZM107 169V170H108ZM110 169H112V170H114L113 168H110ZM109 169V170H110ZM57 170H58V168H57ZM111 171V170H110ZM72 172V171H71ZM120 172V171H119ZM124 172V173H125ZM135 172H137L136 174H135ZM142 173V174H143ZM97 174V175H96ZM104 174V173H103ZM140 174H141V172H140ZM140 174H138V176H140ZM149 174H147V175H149ZM4 175V174H3ZM121 175H123L122 173H121ZM125 175V174H124ZM129 175H131V173L130 174H128V176ZM5 176V175H4ZM21 176H20V178H21ZM24 176V177H25ZM99 177L101 176L100 174L98 175ZM125 176H127V174L125 175ZM7 177V178H8ZM48 177V178H49ZM170 177V176H169ZM169 177H167V178H169ZM3 178V177H2ZM11 178V177H10ZM9 178V179H10ZM13 178V179H14ZM25 178H27V177H25ZM28 178H29V176H28ZM27 178V179H28ZM32 178V177H31ZM39 178H43L42 180H45V181H42L41 179H39ZM57 178H59L58 180H56ZM135 178V177H134ZM153 178V179H152ZM5 180H6V177L4 178ZM9 179H7V180H9ZM12 179V178H11ZM10 179V180H11ZM27 179H23L24 180V182L27 180ZM30 179V178H29ZM125 179V178H124ZM130 179V178H129ZM5 180H4V182H3V180H2V184L3 183H5V184H3V186L4 185H7L6 184V182H5ZM6 180V181H7ZM10 180H9V185H8V187H7V189H5V190H3V189H1L2 187H0V190L2 191H6V192H3V194H2V197H0V198H5V197H7V196H4V193H5V195H6V193L8 192L7 190H11V188H12V186L15 184L14 182H13V180L11 181L12 182V184L10 183ZM15 180L17 181V179L15 178ZM21 180V179H20ZM23 180H22V182H23ZM66 179L64 178V180H62L63 181V184H64V186L65 187H67V185L69 186V182H67L68 180H66ZM96 180V179H95ZM135 180V179H134ZM163 180V182H164V179H162ZM161 180V181H162ZM165 180H166V178H165ZM168 180V179H167ZM166 180V181H167ZM29 180H27V182H28ZM40 181H38V182H40ZM56 181V183H58V185H56V184H54V182ZM61 181V182H62ZM144 181V180H143ZM165 181V182H166ZM169 181V180H168ZM166 182L167 183V185H168V183H169V186L171 185V186H174L173 185V183L171 182V184H170V181H174V180H172V178L170 177V181L169 182ZM19 182H21V181H19ZM27 182H25V184H27ZM32 182V181H31ZM31 182H28V185H29V183H30V186H31ZM40 182V183H41ZM61 182H60V184H61ZM145 182V181H144ZM160 182V183H159ZM68 183V184H67ZM82 183H84V182H82ZM188 183V184H187ZM1 184V183H0ZM1 184V185H2ZM10 184L12 185V186H10ZM16 184H18V182H16ZM21 184H24V183H21ZM46 184H44V188H45V185ZM89 184H91V182L90 183H88L87 182V184H85L84 186H86V188L88 189V185ZM93 184V183H92ZM92 184L91 185H89L90 187H89V192H90V188H91V186H92ZM139 184H141V183H139ZM150 184V185H149ZM190 184H192V185H190ZM19 185V184H18ZM16 185L17 186V189H20L19 187H21V185ZM32 185H34V184H32ZM42 185V184H41ZM40 185V186H41ZM62 185V184H61ZM94 186L96 185V184H93ZM99 185V184H98ZM98 185L96 186V187H98ZM138 185V184H137ZM147 185H149L148 187H147ZM161 185V186H160ZM166 184H164V186H165ZM175 186V188L177 187L178 189L180 188L179 186ZM47 186H49V184H47ZM52 186V185H51ZM51 186H49V187H51ZM52 186V187H53ZM105 186V185H104ZM117 186V185H116ZM125 186V185H124ZM143 186V185H142ZM205 186V187H204ZM5 187V188H6ZM14 187V186H13ZM43 187V186H42ZM41 187V189L43 190L42 192L44 193L45 191V189H43ZM49 187H46L47 188V192H51V190H49L50 188ZM51 187V188H52ZM70 188H71V186H69ZM68 187V188H69ZM130 187V186H129ZM133 187V186H132ZM135 187V186H134ZM166 187V186H165ZM202 187V188H201ZM34 188H36V187H34ZM49 188V189H48ZM62 188H64L63 186H62ZM69 188V189H70ZM83 188H85V187H82V189ZM112 188H113V186H112ZM118 188V187H117ZM117 188H115L114 187V189H116V190H119V193L122 195V194H124V193H126V191L124 190V189H126L127 190V188L126 187H123L122 188V190H124L125 192H123L122 190H120V189H117ZM138 188V187H137ZM140 188H142V187H140ZM173 188V187H172ZM169 189L170 191L171 190H174V188L173 189ZM185 188V187H184ZM184 188H180V190L181 189H184ZM14 188H12V190H13ZM96 189H98V188H96ZM95 189V190H96ZM190 189V188H189ZM24 190V189H23ZM28 190V189H27ZM26 190V191H27ZM31 189H29V191H30ZM38 190V189H37ZM53 191L55 190V189H52ZM60 190V189H59ZM94 190V191H95ZM109 190V189H108ZM186 190V189H185ZM191 190V189H190ZM201 190V191H200ZM17 191H19V193H20V195H21V193L22 192H24V191H22L21 192V190H14V193H16L17 195H16V197L15 198H17V196H18V193H17ZM29 191H27V192H29ZM34 191V190H33ZM36 191V190H35ZM61 191V190H60ZM64 191H66L65 189H64ZM87 191V190H86ZM93 191V192H94ZM106 191V190H105ZM181 191H184V190H181ZM13 192V191H12ZM12 192H10L12 195H10V193H8L9 195H8V197H9V201H10V199L12 198L11 196H13V194L14 193H12ZM39 192V194L41 193L40 192V190H38L37 191V193ZM91 192H92V190H91ZM91 192H90V194H91ZM109 192V191H108ZM114 192V191H113ZM115 192H117V191H115ZM168 192V193H167ZM37 193H35L34 192V194H35V196L34 197H36L37 196ZM42 193V195L40 196V195H38V196H40V197H38L39 199H37V202H35L34 200H35V198H34V202H24V201H28V200H26V198L25 197H23V198H25L23 201H19V203H18V201H16V200H18V199H14V197L12 198V200H11V204H10V202L7 200V201H4V200H0V202H2L3 203V201L5 202L4 203V205L5 206H8V205H6V204H10V209L13 207L12 206V202L14 201V202H17L18 203V206H20V202H23V203H25V204H21L22 205V207L20 206L19 208H18V211H20L22 208H25L24 207V205H26V208L28 207V208H30L29 209V211L28 212H26V210L28 209H24L25 210V213L24 212H22L21 213V215L19 216V214H18V216H16L15 215V217L13 216L12 218H11V216H8L7 217V215H6V217L5 216H2L1 215V219H0V223H2L3 222V219H5L6 221L8 220L9 222H7L6 224H8V223H12V224H14V225H16V226H18V228H15L14 227V225H10L9 224V226H13L14 227V232H13V234L12 235H10V236H8L9 235V231L10 230H8V229H6L5 228V230H7L8 231V235H6L7 237H10V241H9V239H7V241H8V243H7V241H6V236L4 237L5 238V240H3L2 241V243L3 244H1L0 243V245H4L5 247H6V244L8 245L9 243V249H12V248H15V247H13L15 244L14 243H16L15 242V239L17 238V237H19L18 236V234H20V237H19V239H20V241H22L23 240V238L22 237H24L25 235H26V233H27V235H28V237H29V233L30 234H32V233H34V235H36V233H37V236H35L36 238H32V240L31 241H33L34 239H36V240H38V238H43L44 236H46V238H48V241L51 239V240H53V242H54V239L56 240L57 239V242H58V240L59 239H61V242H66V239H67V236H68V238H69V235H72V236H74V239L78 236V237H80L81 235H83L84 237L86 236V234H87V237H88V235H89V237H90V239L91 240H88L90 243H88V244H94V243H98L99 245L100 244H103V245H101L100 246V248L102 249V254L100 253V251L98 250V248H97V251H99L98 253H97V251H96V253H97V257H96V259H98L99 260V258L103 255V253H104V255L105 256H107L108 258H106L105 257V259L106 260H104L103 262H101V263H105L107 260H108V262H109V264H264V242H260V243H256V241L252 238V232L251 231H248L249 229H247L246 230V228L247 227H243V225L241 224L240 226L237 224V225H235L236 223V221L234 222L235 224L233 225H231V226H229L228 228L229 229H225L224 228V230L222 231V232H218L217 234H215V235H210L211 233H213V231L211 232H209V235L210 236H206L205 234H202L201 232H199L198 231V229L192 224V223H190L189 221L188 222H186V223H184V225L182 224L181 226H179V225H177L176 227H175V225H173L172 223V225H170L169 223H167V224H165V222H164V224L165 225H158L157 224V222H155L156 223V225L155 224H153L154 223V221H152L153 223H151L150 221L151 220H148L149 222H147V221H144V220H142L141 219V217L140 216H138L137 215V217H135L134 215H133V210H131L130 211V213L132 212V214H130L131 216L129 217V216H123V214L121 213L120 214V216L122 215L123 217H122V220H119V221H122V224H120L119 223V221L117 222V223H119L120 225H114V224H112V225H114V226H111V225H109V226H107V225H105L104 223H103V221H99L101 218L99 217L100 216V214H101V212H100V214H95V207L97 206L96 204L98 203H96V200L94 199L93 200V198L90 200V201H92L91 202V204L93 203V202H95V203H93V204H95V207H94V205L93 206H91V204L88 202V200H87V202H88V206H90V208L89 207H87V205L84 203V204H82L81 202H78V203H81L80 204V208H82V207H84V206H82V205H86V207L87 208H89L88 209V212H90V214H88L87 213V208H85L84 207V209L82 210V212L81 213H79V209L80 208H78L79 207V205L77 206V208H76V204H74L75 206H73V207H75L74 209H72V207H70V209L73 211V210H75L76 209V211H77V213L76 214H80V215H77V217H76V215L74 216V212H73V214H71L72 213V211L71 210H68V213L70 212V215L72 216H74V218L73 217H71L70 215H66V216H63L62 218H61V215H59L60 216V218L61 219H59V218H57V219H52L51 218V216L49 215V212H53L54 210H59V212L60 211H64L63 213H65L67 210V208L69 207L68 205L70 204L71 206L73 205V204H71V203H69L68 201H62V199L61 200H59L60 198V196L59 197H57V199L59 200H57V199H55V196H53L54 198H52L51 196H52V194L50 193V194H46V195H44ZM61 193V192H60ZM68 193V192H67ZM87 193H88V191H87ZM97 193V192H96ZM96 193H95V195H96ZM148 193V192H147ZM186 194H187V191L185 192ZM185 193H183V194H185ZM193 193H194V191H193ZM197 193V194H198ZM32 194V193H31ZM54 194V193H53ZM55 194H56V192H55ZM98 194V193H97ZM107 194V193H106ZM127 194V193H126ZM167 194V195H166ZM181 194H182V192H181ZM191 194H192V192H191ZM190 194V195H191ZM23 196H26V194H22ZM28 195V194H27ZM115 195V194H114ZM117 195V194H116ZM161 195H163V196H161ZM192 195H194V194H192ZM1 196V195H0ZM29 196H30V194H29ZM92 196V195H91ZM119 196V195H118ZM196 196V195H195ZM31 198H32V195L30 196ZM97 197V196H96ZM101 197V196H100ZM114 197V196H113ZM3 198V199H4ZM19 198V197H18ZM14 199V200H13ZM22 199V198H21ZM20 199V200H21ZM66 199V198H65ZM107 199V198H106ZM31 200V201H32ZM68 200V199H67ZM86 200H85V202H86ZM97 200H99V199H97ZM62 201V202H61ZM70 201V200H69ZM100 201H101V199H100ZM99 201V202H100ZM110 201H111V198H110ZM110 201H106V203L108 202H110ZM112 201H113V199H112ZM111 201V202H112ZM7 202V203H6ZM13 202V203H14ZM66 202V203H68V205L67 204H64V203ZM84 202V201H83ZM102 203L103 202H105V201H101ZM101 202L99 203V204H101ZM111 202L109 203V204H111ZM0 204V205H3V204ZM106 203H105V205H106ZM107 203V204H108ZM113 203V202H112ZM153 203H155V202H153ZM99 204H98V206H99ZM3 205V207L4 208H2V206H0L2 209H5L6 207ZM101 205H103L104 206V204H101ZM112 205V204H111ZM114 205V204H113ZM113 205H112V207H113ZM14 206H16V207H18L17 206V204H14ZM66 206H68L67 208H66ZM156 206V205H155ZM211 206V205H210ZM9 207H8V210H10L9 209ZM100 207V210H98L97 212H99V211H102L101 210V206H99ZM98 207V208H99ZM106 207V206H105ZM104 207V208H105ZM112 207H110V209L112 208ZM21 208V209H20ZM36 208V211H34V209ZM97 207H96V210L98 209ZM107 211H109V207L107 206ZM114 208V207H113ZM207 208V207H206ZM16 208H14V210H15ZM20 209V210H19ZM52 209V210H51ZM85 209H86V212L85 213H87V214H85V215H83L84 214V211H85ZM106 209V208H105ZM105 209H104V211H105ZM212 209V208H211ZM210 209V210H211ZM47 210H49V211H47ZM80 210V211H81ZM120 210V209H119ZM170 210V212L172 211L174 214L175 213H180V212H178L179 211V209H178V211L176 210V209H173V208H169L168 209V211ZM208 210V209H207ZM118 211V210H117ZM181 211V210H180ZM14 212V211H13ZM17 212V211H16ZM55 212V211H54ZM53 212V213H54ZM58 212V213H59ZM96 212V213H97ZM152 212V211H151ZM156 212H158V210L156 209V210H154V213H156ZM164 211H160V213L159 214H161V213H163ZM253 212V213H254ZM48 213V214H47ZM67 213V212H66ZM105 212H103L102 214H104ZM111 213H113V212H111ZM165 213V212H164ZM259 213L262 215H259ZM15 214V212L13 213V215ZM60 214V213H59ZM61 214H62V212H61ZM82 214V215H81ZM108 214H110V213H108ZM108 214H106V215H108ZM115 214V213H114ZM166 214V213H165ZM178 214H176V215H178ZM12 215V214H11ZM50 217H49V216ZM54 215V214H53ZM112 215V214H111ZM136 215V214H135ZM56 216V215H55ZM58 216V215H57ZM96 216H98L99 217V220L97 219V217ZM120 216H119V218H120ZM5 217V218H4ZM10 217V218H9ZM103 217V216H102ZM104 217H106L105 215H104ZM107 217H110V215H108ZM106 217V218H107ZM262 217V218H263ZM54 218H56V217H54ZM116 218H118V216H116ZM140 218V219H139ZM143 218V217H142ZM231 218V219H232ZM146 219V218H145ZM237 219V218H236ZM102 220H104V218L102 219ZM201 220V219H200ZM199 220V221H200ZM5 221V222H6ZM105 221H106V219H105ZM104 221V222H105ZM107 221H108V219H107ZM75 223L76 222V224H78L79 226H77V228L73 231H71V230H69V223ZM200 222H202V220L200 221ZM4 223V222H3ZM3 223H2V225H3ZM105 223H107V222H105ZM161 223V222H160ZM5 224V223H4ZM6 224H5V226H6ZM75 224V225H76ZM1 225V224H0ZM75 225H72L71 224V226L74 228V226ZM4 226V225H3ZM8 226V227H9ZM71 226H70V228H71ZM179 226V227H178ZM246 226V225H245ZM12 227V228H13ZM176 228V229H174V228ZM178 227V228H177ZM11 228V229H12ZM227 228V227H226ZM15 229H17V230H15ZM56 229V231L57 230H59L58 232H61L62 233V235L60 236V234H58L57 235V237H55L56 235H53V234H51V238H50V234L48 233V231H50V232H52V230H55ZM1 230H3V228H1ZM4 230V231H5ZM196 231H198L199 233H200V235L202 234V236L200 237V235L199 236H197V234H198V232H197V234H196ZM6 232V231H5ZM20 232V233H19ZM21 232L22 233H24L25 232V235L23 236V234H21ZM206 232H208V231H206ZM205 231L203 232V233H206ZM217 232V231H216ZM4 233V232H3ZM46 233V234H45ZM49 235H48V234ZM6 234H7V232H6ZM207 234V233H206ZM4 235H5V233H4ZM21 235H22V237H21ZM38 235H40V237H38ZM42 235H43V237H42ZM12 236V237H11ZM32 237H33V234L31 235ZM49 236V237H48ZM54 236V237H53ZM58 236H60V237H62V238H58ZM71 236V237H72ZM76 236V237H75ZM151 236V241H149L148 239H147V241H149V244H151V243H153L152 245H146L145 244V242H147V241H145L144 243H143V245H141L142 247H140V245H138V244H136V245H138V247H136L135 245H134V247H136V248H139L140 247V250L139 251H134L133 250V252H134V254H132L131 252V256L129 257V255L128 256H126L127 255V253L129 252V249H128V244L129 243H127V242H129L131 239H141V240H143L144 241V239L146 238V237H150ZM204 236V237H203ZM26 238H27V236H25ZM88 237V238H89ZM1 238V237H0ZM22 238V239H21ZM30 238V237H29ZM27 239V240H25L26 242H28V240H30V239ZM40 238V240H38V241H36L37 243L40 241V243H38L37 245H39L37 248H35L37 245H32V243L35 241H33V242H31V244H29L30 243V241H29V245H32V247H33V250H31V251H28V250H30L31 248V246L29 247V248H27L25 251H28V252H31V253H34L35 251H36V254L33 256V255H31L30 253H29V255H31V257L33 258H35V256L37 255V259L35 258V260H36V262H37V260H39L38 258H41V259H43L42 257H44L45 258V255L44 256H42V255H40L37 251V249H40L41 247H40V245H43V246H45V247H42L43 248V250H42V248L39 250L40 252H41V254H46L45 252L44 253H42V251H44V248L45 249H48V247H50V249H52V252L51 253H54V255L56 256V254H58V256L61 258L62 257V259H63V257H64V259H65V263L64 264H68L67 262H66V258H69V257H67V254H69L68 252L71 250V253L73 252V254H71V255H75V253H80L81 254V250H83V248H84V246L86 247V245H84V243H83V245H81L80 247H83V248H81V250L79 251V249H80V247H79V244H81L80 242L77 244L76 243V241H75V243L73 244V243H71L70 241H71V239H72V241H74V239H73V237L70 239V241H67L68 243L66 244V245H68L69 243H70V245H71V248H72V244H73V247H74V249L76 250L77 248H79V249H77L76 250V252H74L71 248H70V245H68V250L66 249V246H65V248L63 247L65 244L63 243V245H61V244H59V242H60V240H59V242L57 243L56 241H55V243H56V245H58L59 244V248H57V247H55L56 249H57V251H56V249L54 250V251H56V252H54L53 251V249L54 248H52V243H50L51 241H49V243H48V245L50 244H52L51 246H46V245H44L43 244V242H41V239ZM46 238H43L44 240H46ZM50 238V239H49ZM54 238V239H53ZM153 238L155 239L154 241H160L161 242V244L163 245V246H161V244H159L160 246H157V244L158 243H160L159 241L158 242H156V245H154L155 244V242H152V240H153ZM19 239H17V240H19ZM68 239V240H69ZM110 239H111V241H114L113 239H116V240H124V241H127V242H121V245H122V243H127L126 245H124V247L126 248V253H124V250H125V248L123 247V249L122 248H120L119 246H120V244L119 243H115L116 245H115V248H114V251L113 250H111V251H113V253H114V255L112 254V252H110V250L108 251V254L106 255L105 253V251H106V249H105V246L104 245H107L109 242H110ZM137 239V240H138ZM16 240V241H17ZM77 240V239H76ZM79 240V239H78ZM77 240V241H78ZM86 240V239H85ZM136 240V241H137ZM24 240H23V243L25 242ZM87 241V242H88ZM255 241V242H254ZM263 241V240H262ZM14 242V243H13ZM19 241H17V243H18ZM45 242V241H44ZM23 243H22V245H23ZM42 243V244H41ZM54 243V244H55ZM110 243H112V245H111V247L113 246V242H110ZM132 244L134 243H136V242H134V240L131 242ZM138 243H141V241L140 242H138ZM11 244H13V246L11 245ZM19 244L21 245V242H19L18 243V245H16V248H17V246H19ZM27 244V243H26ZM26 245V247L27 246H29V245ZM45 244H47V242L45 243ZM75 244H77V247H75L76 245ZM88 244H87V252L86 251H82V254H81V258H80V256H79V258L80 259H76V257H74L73 258V256H71L72 257V259H71V261L74 259L75 261H77V264H87L86 262L88 261V259H89V257H88V255H87V257H88V259H87V261L86 262H84L85 260H86V258L85 257H83V256H86L85 255V253H88V251H89V255H91L90 254V252H91V249H89V246H88ZM91 244V246H93ZM98 244H97V247H98ZM11 245V246H10ZM95 245V244H94ZM24 246V248H26L25 247V244L23 245ZM35 246V247H34ZM55 246V245H54ZM53 246V247H54ZM62 246V247H61ZM117 246V247H116ZM1 247V246H0ZM6 247V248H7ZM19 247H21L22 249H23V247L22 246H19ZM47 247V248H46ZM61 247V248H60ZM94 247H96V246H94ZM94 247H92V249L94 248ZM107 247V246H106ZM108 247H110V245L108 246ZM122 247V246H121ZM130 247V246H129ZM5 248V249H6ZM8 248L6 249V251L8 250ZM15 248V249H16ZM21 248H17V250H18V252L17 253H19L20 254V252H19V250L21 251L22 249ZM36 250H35V249ZM66 249V253H64V251H63V249ZM99 248V249H100ZM112 248V249H113ZM118 248L119 249H122L123 250V252H122V254L124 253V254H126V255H122V254H120V256L122 255L123 257H127V259H121V257H119V254H118ZM2 249L4 250V247L3 248H1L0 250H1V252L0 253H3L2 252ZM47 250L48 252L49 251H51V250ZM58 249H62V253H64V254H66V256H61V253H58ZM70 249V250H69ZM95 249V248H94ZM93 249V250H94ZM117 249V255H116V250ZM128 249V250H127ZM130 249H131V247H130ZM132 249H133V247H132ZM16 250V251H17ZM85 250H86V248H85ZM92 250V252H94L95 253V250L93 251ZM122 250H119V251H122ZM9 251L10 250H8L7 252H5V250H4V253H6V254H8V256L9 257H11L10 255H9ZM24 251V249L21 251L22 253H25V252H23ZM33 251V252H32ZM132 251V250H131ZM11 252H13L12 253V256L14 255V257H11V258H13V261H18V262H13V261H11L12 259L10 258L9 260L12 262V264L14 263V264H16V263H21V259H17V257L15 256V251H14V249L11 251ZM10 252V253H11ZM59 252H60V250H59ZM84 252V253H83ZM91 252V253H92ZM136 252V253H135ZM20 254V255H23V254ZM27 253V252H26ZM25 253V254H26ZM56 253V254H55ZM94 253H92V254H94ZM96 253H95V255H96ZM100 253V254H99ZM109 253H111L112 254V261L110 262V257H109ZM38 254L40 255V256H42V257H38ZM84 254V255H83ZM98 254L99 255H101L99 258H98ZM111 254H110V256H111ZM129 254V253H128ZM3 255V257H1V255H0V257L4 260L5 258H4V255L5 254H2ZM18 255V254H17ZM20 255H18V257L20 258ZM27 255H28V253H27ZM28 255V257H30ZM47 255V254H46ZM53 254L52 255H50L49 254V256H52L51 257V260H50V258H48V260H47V263L49 264V260L51 261V264L52 263H58L59 262V259L57 260V261H54L53 262V260L52 259H55L53 256H54ZM63 255V254H62ZM70 255V254H69ZM68 255V256H69ZM79 255V254H78ZM94 255V256H95ZM104 255H103V257H101L100 258V260L102 261L103 259H104ZM6 256V255H5ZM8 256H7V258H8ZM57 256V257H58ZM76 256V255H75ZM91 256H93V255H91ZM90 256V258L92 259L93 258V262H95L96 261V259H95V261H94V257H91ZM23 257V256H22ZM24 257H25V255H24ZM23 257V258H24ZM27 257V258H28ZM30 257V258H31ZM46 257H48V256H46ZM82 257H83V259H82ZM6 258V259H7ZM26 258V257H25ZM24 258V259H25ZM26 258V259H27ZM1 259V260H2ZM15 259V260H14ZM63 259V260H64ZM84 260V261H80V260ZM0 260V261H1ZM8 260V259H7ZM8 260V261H9ZM31 261H32V259H30ZM44 260H46V259H44ZM61 260V259H60ZM62 260V261H63ZM69 260V259H68ZM90 260V259H89ZM7 261V262H8ZM20 261V262H19ZM28 261H29V259H28ZM30 261V262H31ZM40 261V260H39ZM38 261V263L39 264H42L41 262L42 261H40L39 262ZM61 261V262H62ZM75 261H73V262H70L69 264H71V263H73L74 264V262ZM7 262H6V260L4 261V262H2V263H5V264H7ZM22 262H23V264H27V261H26V263H24L25 261H23V259H22ZM44 262V261H43ZM92 262V260H91V263L90 264H92L93 263ZM33 263L35 264V261H33ZM32 262H31V264H33ZM101 263H99V264H101ZM10 264V263H9ZM22 264V263H21ZM37 264V263H36ZM44 264H45V262H44ZM59 264V263H58ZM61 264V263H60ZM94 264H98V261H97V263L95 262ZM108 264V263H107Z\"/></svg>",
    "mask_w": 264,
    "mask_h": 264
},
{
    "label": "rangeland",
    "instance_id": "2",
    "mask_svg": "<svg viewBox=\"0 0 264 264\" xmlns=\"http://www.w3.org/2000/svg\"><path fill=\"white\" fill-rule=\"evenodd\" d=\"M32 1V2H31ZM120 1V2H119ZM115 0V2H114V0H0V35L2 36H0V44H1V42L3 41V39H6V40H8V41H6V43L8 42L9 44H10V42H14L15 43V47L17 48V49H19V48H22L21 49V51H20V49H19V52H23V50H25L24 51V53L23 54H26V55H24V58H25V56H26V58L27 57H29V56H31V55H34V57L33 56H31V57H29V59H35V57H37L36 55H38V53H41V52H43V49H42V44H44V43H47L48 41V43H50L51 42V44H52V42H58L59 44H60V42H63V43H61L60 45L56 42V44H55V47H56V45H58V47H56L57 49L55 50V48H53L54 47V45H48V47H46V46H43V48H49V46H51V51H52V53H54V54H56V52L58 51V53H59V50H58V48L60 49L61 48V46H62V48L60 49V51H62L63 52V50L66 48V49H68V50H66L65 51V54H64V52L62 53V54H64V55H66L67 53V55H69V52H70V46H68L69 44H70V42L72 41H69L68 39H74V42H73V44L75 43L76 44V41H78L77 39H76V37L79 39V37L78 36H80L81 34H83V30H81V28L83 27L82 25H85L84 23H86V21H87V23H88V25H89V22H91L90 23V25H94V24H99V22H100V16H98V15H101L100 13H102V15H101V18L104 20L105 18H106V20L108 19L109 20V18L108 17H114V13L115 14H117L116 12L119 10V8L117 7V6H119L120 5V9L122 8V14L120 15V13H121V10L120 11H118L119 13H118V15H116L117 17H116V19H110L109 21H103L104 23H107L106 24V27H107V25L110 23L111 24V22H112V20H113V22H112V24L111 25H113V23H120L121 21V23H120V27H119V23L118 24H116L117 26H115V24H114V26L116 27H114L113 28V26H111L110 24V26L109 27H111L110 29H109V27L108 28H104L105 30H106V32L108 31V33H105L106 34V36H108L109 35V40H111V41H108V38L106 39V38H104V39H106L107 41H104V42H109V43H113L114 41V44H116L117 42V44L120 46V48H122V50L120 49L119 51H118V53H120V54H118V53H110L109 55H111L110 57H109V59L107 58V56L108 55H103V54H100L99 55V53H103V52H97V50L95 51V52H97V53H95V55H98V57L96 56H94L95 58H98L99 60H103V57H104V60L103 61H105V60H109V61H106L108 64H110V65H112V66H116V69H117V71L118 72H120V73H128L130 76H131V72H133L134 73V71H135V75H133L132 77H134V78H132L131 77V79H133L132 81H127V82H129V83H134L135 81V83L134 84H131V85H139L140 86V88L142 87V86H144L145 88H143L144 90L142 91V89H141V91H140V89L139 90H137V91H135L136 90V88H135V90H134V88H133V86H131V85H129V87L130 88H133V91H134V93H133V91H132V95L133 96H139V95H141L144 91H146V90H148L146 87H148L149 86V88H150V91H151V93H153L152 95L150 94V91L148 92V91H146L145 93H147L148 92V96H149V98L150 97H156L157 96V98L159 99H166L165 97H167L169 94L168 93H170L171 91H170V89L171 90H173V88H174V92H176L175 90H177V91H179L180 89H183L184 87H185V89L186 88H188V90H191V92L193 93V95L194 96H192V94H191V92L190 91H188L189 93H186L185 91L187 90H183L184 92H179V95H178V93H177V95L176 94H174V95H172L174 92L172 91L171 93H170V96L172 97V98H175L176 96H178L177 98H176V100L174 99L173 100V102L175 101V103L174 104H176L177 102V100H179V99H187L188 101H193L194 103L196 102L195 100L197 99L195 96H198V95H196V94H199L200 95V97L198 98L199 99V101L200 100H205V103L207 102V98L209 97V96H211V95H213V93H214V91L213 90H216L215 92H219L220 91V93L219 94H221V93H223V91H224V93H225V95H227L226 94V92L228 91L229 93H230V95L229 96H231V94H232V97H233V99L235 100V102L237 103V104H239L240 103V105H237V104H235V102H234V100H233V104L234 105H237V106H234V105H231V108H232V110H231V108H230V110H229V108L227 107V105L229 104L228 102V100H225V98H223L222 96H225L224 94L223 95H221V97H220V95H218V94H216V96L218 97V99H217V97H210V99H212L211 101L213 102L214 100H218L219 102H221V104H219L218 102H217V104H218V106H217V104L215 103L214 105L215 106H213V104H212V102L210 101V99L208 98V102L206 103L207 105L206 106H204L203 108H211V107H215L213 110H217L218 109V107H220V105H221V108H222V105H223V111H222V109L220 108L219 109V112H217V113H219L220 114V111H222V112H224V113H227V112H229L230 111V113H233V114H236V115H233V116H230V119H231V117L232 118H234V116H237V117H235L236 119H237V121H238V124L237 125H244V126H241V127H244L243 129H240L241 131H242V133L244 132V137L242 136L243 134L241 133H239L238 132V130L236 129V128H234L233 127V134L231 133V130H232V125L233 126H237V125H235L236 123H235V121H236V119H234V120H232V121H234V123L229 119V123H230V125L228 126V125H226V126H228L227 128V130L226 131H228V130H230V134H232V135H230V140H229V136H228V138L227 137H225L226 135H228L229 134V131L225 134H223V135H221V137L222 136H224V137H220V135L216 138L214 135H211V134H209V133H206V134H204V135H202V136H204V137H201L200 136V131H197V129L198 128H200V126L198 125V124H194V125H192L191 126V124H184V125H180V127L179 128H181V129H179L178 128V123H175L174 122V126H173V124L172 123H169L170 121H172L171 120V117L168 115V114H164V113H162V112H159V111H157L159 114H157V112H156V114H155V116H153L152 117V115H151V117H152V121L150 120L151 118H150V115H148L147 113V115L146 114H144L145 116H143V113H141L140 111H138V114H140L138 117H141L142 116V118L141 119H138V117H137V115L136 114H134V116H135V118H133L132 120H131V123H127L132 117H124V118H122V114L121 113H119V110H121V108H113V110H115L114 111V113H117L118 112V115H119V117H118V115H116V114H114V113H112V114H110V113H108L109 111L108 110H106V109H104V110H102V107H98L97 109L99 110H97V111H95L94 112V109H96V108H94V106H92V104H90V103H88V104H90V107H93V109L92 108H90L88 105H87V103L84 105L83 104V102H77V101H74V102H72L73 104H75V102L77 103V105H69V102H67V103H64V102H57V104H51V105H53L52 107L50 106L49 108L50 109H47V111L48 110H50V115L48 116L47 115V117H49V119H50V117H52L53 116V118H55V120L53 119V118H51V120H49L48 119V122H45V125H47L45 128H44V131L45 132H47L48 133V135H50V136H48L47 134V137H48V139L50 138L51 140V142H53L54 141V139L55 138H57V136H58V138H60V135H63V137L61 136V141H62V139L64 138L66 141H72V139H73V141L75 140V141H77L76 139H77V137H78V141L79 142H83L82 140H83V138H85V140L84 141H86V138L88 139H90V136H93V135H95V136H97L98 134V138H101V137H99V136H102V137H107V139H109L110 137L111 138H113V139H116V134L117 135H119V141H121V139H120V137L121 136H123V137H126L127 136V142H126V140H125V142L126 143H130L131 141L134 143V144H136V145H138V146H140V147H143L144 148V146L146 147L145 149H149L150 151V153H152V148H149V147H152L153 146V148H154V151H155V153H154V151H153V153H152V155L154 156L158 151L160 152V150L161 149H165L166 147L165 146H167L168 148H166L167 150H165L166 152H168V150H170V148L172 149H174V151L179 155L178 157H184L185 156V159H186V161H188L189 163H190V161H191V163H192V161H193V159L192 158H194V160H195V162H198V161H196V160H201V158H204V157H211L212 158V156H213V158H215L214 160H216L217 158H219V160L218 161H222V160H220V158H221V156H222V158L221 159H223V157L225 156L224 154H226V158L228 157L231 161H232V157H233V159L234 160H236V158L238 157V155L236 154V156H235V154L233 153L234 152V150H235V153H238L239 154V157H240V159H238L237 161H234L233 162V164L232 165H234V163L236 162V164H238V166H243L242 165V161L243 162H248L249 160V158H250V156L251 155H249V154H254L255 152H253V153H251L252 151H250L249 149H247L248 148V146L246 145V149L244 148V146H243V144H246V143H248V140L246 139V135H247V133L248 132H252V130L253 129H251V128H254V132H255V130H257L258 131V128L257 129H255L256 128V125L255 126H253L254 124H258L257 122V120H259L261 117H262V115H264V110L263 111H261V110H258V113L256 112L255 114H254V112L255 111H252V110H255L253 107H255L256 105H263L264 106V92H262L263 90H264V84L263 85H261V87H263V88H261L260 86H257V85H260L261 84V82H259V81H262L263 79H264V49L262 50V47H264V44H263V42H264V33L262 32V28H260V26L262 27V24L260 25V23H259V21H258V19H256V18H259V17H256V15L254 16L255 18H254V20L252 19V18H250V16L251 15H253V13L255 14V12L257 13V14H259V15H261V18H259V19H261L262 21H261V23H263V20H264V16L262 17V13L264 12H261V14H260V11H254V12H252V14L251 15H247V14H244V17H245V15H246V17L247 18H244L242 15V13L240 12V13H238V10H236L235 9V11H237V13L239 14H237L234 10L232 11L231 10V15H233L232 16V18H231V21H230V16L231 15H229V12H230V9H228L229 11H227V10H223L222 9V11H224V13L226 12V13H228V15L226 14V16H224V14H223V16H221L220 14L222 13V11L220 10L219 11V9L217 8V7H215L217 4H215V2H213V1H216V3H217V1L219 2V1H221V0H211L212 2V6H211V3H209L208 4V7H206V10L208 11V16H206L207 14H205V9L204 10H202V12H200L201 10H198L199 12V14L196 12V13H194V15H192L191 14V17H197V19H199V18H204V16L205 17H208L207 19V22L208 21H210V22H208V24H212V22L214 21L215 22V19L217 18H220V17H222V20H220V21H222V22H220L219 20H217V22L216 23H218V24H216L217 26H214L213 24V26H212V28H211V25H210V27H208V25H207V27H206V25L204 26V24H202L203 23V21H204V23H205V19L201 22V21H197V19L196 20H190L191 19V17H189V15H190V13L189 12H191L190 10H189V8H191L192 6H193V3L196 1V0H190L191 2H189L188 1V5L187 4H185L184 2H186L187 3V1L186 0ZM126 1H127V4H125L126 3ZM128 1H129V3H128ZM223 1V0H222ZM221 1V2H222ZM225 1L226 0H224L223 2L225 3ZM232 1V0H231ZM231 1H229L228 3H230ZM254 1H256V0H254ZM253 1V2H254ZM113 2V3H112ZM222 2V3H223ZM123 3V4H122ZM169 3V4H168ZM173 3V4H172ZM226 3H227V1H226ZM130 4V5H129ZM190 4H192V6L190 5ZM214 4H215V6H214ZM112 5L114 6V8L112 7ZM121 5H126L125 6V8H127L126 10L125 9H123V7H121ZM128 5V6H127ZM158 5V6H157ZM161 5V6H160ZM184 5V6H183ZM24 6V7H23ZM150 6L152 7H154V13H153V7L152 8H150ZM158 8H157V7ZM169 6V7H168ZM173 6H175V7H173ZM178 6V7H177ZM181 6V7H180ZM185 6L187 7V9H188V11L189 12H186V11H182L183 10V8H185ZM191 6V7H190ZM19 7H20V9H19ZM130 7V8H129ZM159 7H160V9H159ZM180 7V8H179ZM189 7V8H188ZM110 8L113 10V15L111 14L112 12H111V10H110ZM117 8H118V10H117ZM147 8V9H146ZM157 8V9H156ZM168 8V9H167ZM173 8H175V9H173ZM182 8V9H181ZM210 8L212 9V12H213V10L214 11H216V10H218L219 12L218 13H220L219 14V16L217 17L215 14H218L217 12H213V13H215L213 16H216V18L215 17H213L212 16V20L210 19L209 20V18H211V15H210V13H212L211 11H210ZM213 8H217V9H213ZM17 9V10H16ZM131 9L133 10V11H131ZM137 9V10H136ZM145 9V10H144ZM163 9V10H162ZM174 10V12H173V10ZM179 9V10H178ZM181 9V10H180ZM186 9V8H185ZM107 10H110L109 11V13H110V15L108 16L107 14H108V11ZM117 10V11H116ZM140 10L142 11V12H140ZM148 12H147V11ZM151 10H152V12H151ZM160 11L161 13H159L158 11ZM162 10V11H161ZM166 12H165V11ZM176 10H177V12L178 11H180L181 13H186V15L185 16H188L189 18H187L188 20H190V21H188L189 22V24L191 23V24H193L192 23V21L193 22H195V21H197V22H195L194 23V25L196 24V25H198V26H194V27H197V29L199 28L202 32L200 33V34H203V30H205V29H207L208 28V34H207V31H205L204 32V34L202 35L203 37H201L202 39L203 38H205V37H208L209 35H211L212 37L213 36H216L215 38L216 39H218V40H222L223 42H224V40L226 39V40H228V41H225V42H227V43H224L223 45L221 44V43H223L222 41L221 42H219L218 40H216L215 41V45H214V42L213 43H211L210 44V42L213 40V38L212 37H210L209 38V40H208V38L203 42H200L201 41V38H200V36L201 35H199L198 33H195V29H194V27L192 28V26L193 25H191V28L192 29H190V30H194V31H192V33L194 32V38L192 37H190V35L192 34L191 33V31H189L191 34H188V33H185L184 35V37H190V38H185V40H184V37L182 36L183 34V32H180V31H175V29L176 30H179V29H177V27L175 28V29H173V31H166V32H168V33H165V30L163 31V24L164 23H162V22H166V25H169V22H172V20L174 19V21H177V19L178 18H180L181 16H183V17H181L182 19L178 22H176L177 24L178 23H180V22H182V20L184 21V19L183 18H186V17H184V15L183 14H181L180 12H176ZM21 11V12H20ZM33 11V12H32ZM116 11V12H115ZM127 11V12H126ZM129 11V12H128ZM136 11H139V12H136ZM156 11H157V13H156ZM207 11H206V13H207ZM124 12H126L125 13V15H124ZM131 12V13H130ZM134 12V13H133ZM144 12H146V14L144 13ZM163 12V13H162ZM210 12V13H209ZM6 13V14H5ZM105 13H107L106 14V16L104 17V15H105ZM136 13V14H135ZM148 13V14H147ZM180 13V14H179ZM232 13H235L236 15H235V17H239V18H234V14H232ZM27 14H29V15H27ZM134 14V15H133ZM141 15V17H139L140 15ZM165 16V17H163V15ZM168 16H167V15ZM172 14H174V16L172 17L171 15ZM197 14V15H196ZM204 14V15H203ZM112 15V16H111ZM129 15V16H128ZM136 15H137V17H136ZM139 15V16H138ZM144 15H145V17H144ZM150 15V16H149ZM151 15L153 16L154 15V17H152V18H150L151 17ZM157 17H156V16ZM160 15V16H159ZM258 15V16H259ZM263 15H264V13H263ZM13 16V17H12ZM41 16H43V20L44 19H51V20H53V22H54V24H55V26L56 25H58V23H61L60 25H58V27L56 26H51V25H53V24H51L50 25V22H51V20L49 21V23L48 22H45V21H47V20H45L44 22H45V24H43L44 22H40L41 24V26L43 25L44 26V29L46 30V35H44L43 36V38L45 37H47L46 38V40H45V38L43 39V38H41L42 36V31H41V26H40V28H39V26H36L38 23H37V21H41L42 20V17ZM49 18H48V17ZM53 16V17H52ZM103 16V17H102ZM108 16V17H107ZM125 16V17H124ZM176 16V17H175ZM201 16V17H200ZM18 18L19 19V17H20V19L18 20V19H16V18ZM36 17V18H35ZM41 19H40V18ZM53 19H52V18ZM91 19H90V18ZM95 17H98V19H99V21H97L98 19L96 18L95 19ZM124 17V18H123ZM146 17H147V19H146ZM229 18V19H225V20H223V18ZM3 18V19H2ZM7 18H9V19H7ZM33 18H35V20H36V22L34 21V19ZM72 18H77V20H75V19H72ZM84 22V23H81V21H80V19ZM115 18V17H114ZM127 20H126V19ZM139 18H141V19H139ZM157 18V19H156ZM160 18H162V19H159ZM165 18V20L166 19H168V20H163ZM250 18V19H249ZM23 19V20H22ZM31 19H32V21H34L35 23H33L32 21H31ZM57 19V21L55 22L54 20H56ZM70 19H72V20H70ZM93 19V20H92ZM123 19V20H122ZM146 19V20H145ZM149 19H150V21H149ZM172 19V20H171ZM187 19H185V21H186V23H187ZM235 19H237V20H239V22H236V27H239V26H237L239 23H241V24H243L244 22H248V23H244L245 24V29L246 28H248V31L245 33V31H244V29L242 30V28H243V25H241L240 24V30L242 31V32H244V34L245 35H248V37H247V40H249L250 39V37L249 36H252L251 37V39L250 40H252L253 42L252 43H254V44H252L251 43V41H247V44H245L244 42H240V40L238 41L237 39H238V36H237V38H236V36L234 37V32H236V31H234V32H232L233 34H232V36H233V38H235V42L233 41H231V40H233V38H232V36L231 35H229L230 34V32L233 30V29H235L236 30V27L234 28V24H232L233 22H235ZM246 19V20H245ZM247 19H249V21H247ZM253 21H252V20ZM2 20V21H1ZM29 20V21H28ZM42 20V21H43ZM59 20V21H58ZM61 20V21H60ZM65 20V21H64ZM70 20V21H69ZM73 20H74V23H72L73 22ZM92 20V21H91ZM145 20V21H144ZM157 20L159 21L158 23H159V25H157L156 26V24H158V23H156L157 22ZM163 20V21H162ZM226 20H228V21H226ZM256 20V22H258L256 25L253 23L254 21ZM13 21V22H12ZM23 21V22H22ZM76 21L77 22H79V25H81V27L79 26L78 27V25H76V24H78V23H76ZM96 23H95V22ZM116 21V22H115ZM118 21V22H117ZM136 21V22H135ZM142 23H141V22ZM167 21H169V22H167ZM184 21V22H185ZM224 21L225 22H230L231 23V26H230V24L229 23H227L226 24V27H223L224 25H225V23H224ZM252 21V22H251ZM7 22V23H6ZM11 22V23H10ZM14 22H16V23H14ZM20 22V23H19ZM26 22V23H25ZM30 22H32L33 23V25H32V23H30ZM58 22V23H57ZM72 23V26H77V27H73L72 29H74V31H76L77 32V28H80V30L77 32V33H74V35L76 34V37H73L74 35L72 34L73 33V30L71 29V26H69L70 24H66V23ZM98 22V23H97ZM101 22H102V20H101ZM100 22V24H102ZM109 22V23H108ZM148 22V23H147ZM199 22V23H198ZM206 22V23H207ZM243 22V23H242ZM13 23H14V25H13ZM19 23V24H18ZM22 23H24V24H22ZM37 23V24H36ZM48 23V25H50L49 26V28H51L50 30H52V28H53V30H56L57 28H59V29H61V28H63V27H66V26H69L70 27V29L72 30H70L69 29V31L70 32H67V34L68 33H70V34H61L60 35V33L58 34L59 36H60V39H54V40H52L53 39V36L51 37V35H48L47 34V32L49 31L50 32V30L47 28L46 29V27H48V25H46ZM63 23V24H62ZM81 23V24H80ZM224 23V24H223ZM238 23V24H237ZM5 24V25H4ZM10 24V25H9ZM12 24V25H11ZM31 24V25H30ZM36 24V25H35ZM66 26H65V25ZM128 24H130V28L129 27H127L128 26ZM161 24H162V27H159V26H161ZM172 24V23H171ZM181 24V23H180ZM219 24H220V26L222 25V27H223V30H221L220 29V27H219ZM252 25V26H250L249 27V25ZM8 25H9V27H8ZM18 25V26H17ZM26 25V26H25ZM39 25V24H38ZM123 27H122V26ZM125 25H126V27H125ZM146 25H147V27H146ZM151 25V26H150ZM165 25V24H164ZM203 25V27H205L204 29H203V27H201ZM233 25V26H232ZM260 25V26H259ZM20 26V27H19ZM26 28H25V27ZM33 26H34V28H33ZM35 26H36V28H37V30L35 31ZM43 26H42V30H43ZM60 26V27H59ZM63 26V27H62ZM86 26V25H85ZM104 27H105V25H103ZM145 26V27H144ZM148 26H149V29L148 30H146V28H148ZM153 26H155V28L153 27ZM229 28H231L232 30H230V29H228V27ZM248 26V27H247ZM256 26H259L258 28L256 27ZM263 26H264V23H263ZM1 27H3V28H1ZM6 27H7V29H6ZM15 27V28H14ZM30 27H32L31 29H30ZM56 29H55V28ZM138 27H140V28H138ZM142 27V28H141ZM143 27H144V29H145V31H144V29H143ZM214 27H215V29H217L218 30V27H219V30L218 31H222V32H220L219 34H217L216 32V30L215 31H213L214 30ZM217 27V28H216ZM233 27V28H232ZM252 27V29L250 30L252 33H250L249 32V29ZM257 29H256V28ZM11 28H13L12 30H10ZM19 28V29H18ZM20 28H21V30H20ZM75 28H76V30H75ZM85 27H83V29H84ZM138 28V29H137ZM156 28H158L157 29V31H156ZM163 28V29H162ZM209 28H211V29H209ZM228 29V32H229V30H230V32L228 33V32H226L227 31V29ZM239 28L237 29V31H239V33L237 34V35H240V34H242V32L239 30ZM2 29H5V30H2ZM19 31H18V30ZM32 29H33V32H32ZM40 29V30H39ZM97 29V28H96ZM108 29V30H107ZM141 29V30H140ZM162 29V30H161ZM253 29H256V30H259V32H262V33H260L261 34V36H260V34H259V32H255V30H253ZM10 30V32H8V31ZM16 30V31H15ZM30 30V31H29ZM44 30V31H45ZM85 30H86V28H85ZM103 30V29H102ZM110 30H111V33H110ZM113 30V31H112ZM126 30V31H125ZM137 30H140L142 33H140V31H137ZM143 30V31H142ZM209 30H211L212 32H210ZM224 30H225V32H224ZM254 32H253V31ZM26 31H28L27 32V34L25 33ZM44 31H43V33H44ZM82 33H81V32ZM163 31V32H162ZM175 31V32H174ZM263 31H264V29H263ZM10 33V36H9V34L8 33ZM13 32V33H12ZM16 32V33H15ZM23 32V33H22ZM30 32H32V34H29ZM35 32V33H34ZM37 32H40V33H37ZM72 32V33H71ZM79 32L81 33L80 35H78L79 34ZM91 32H93V33H91ZM98 32V34H96ZM96 32V30H91L87 35L84 33L83 35H86L87 36V38H89V36L90 35H92V36H94V37H97V38H99L100 37V34H99V31H97ZM146 32V33H145ZM36 35H34V34ZM95 33V34H94ZM101 33V32H100ZM112 33H116L115 35H113ZM128 33V34H127ZM178 33V34H177ZM182 34V35H180V34ZM211 33V34H210ZM216 33V34H215ZM223 33V34H222ZM228 35V37L229 38H227V35ZM255 33V34H254ZM11 34L13 35V36H11ZM20 34V35H19ZM26 34V35H25ZM108 34V35H107ZM112 34V35H111ZM138 34H139V38L137 37L138 36ZM140 34H142L141 36H140ZM148 34V35H147ZM169 34V35H168ZM187 34V35H186ZM207 34V36H205ZM225 34V35H224ZM235 34V35H236ZM252 34V35H251ZM256 34H259V40H261L262 39V44H263V46L262 47H260L259 49H258V46H260L259 44H256V43H258L257 41H259L256 37H258V35L257 36H253V35H256ZM16 35V36H15ZM23 35V36H22ZM25 35V36H24ZM40 35V36H39ZM49 36V38H50V40H48L49 38H48V36ZM55 35H57V34H55ZM70 35V36H69ZM95 35H97V36H95ZM193 35H191V36H193ZM198 35V37H195V36H197ZM220 35V36H219ZM9 36V37H8ZM21 36V37H20ZM31 37V39H28L29 37ZM39 36V37H38ZM65 36H66V38H65ZM91 36V37H92ZM105 36V37H106ZM111 36V37H110ZM172 36V37H171ZM182 36V37H181ZM205 36V37H204ZM219 36V38H217ZM222 36V37H221ZM7 37V38H6ZM13 37V38H12ZM17 37V38H16ZM18 37H19V39H18ZM35 39H34V38ZM61 37H64V39L63 38H61ZM69 37V38H68ZM71 37H73V38H71ZM123 37V38H122ZM146 37V38H145ZM160 37V38H159ZM171 37V38H170ZM221 37V38H220ZM224 37H225V39H224ZM253 37H255V38H253ZM10 38V39H9ZM21 38H22V40H21ZM39 38H41L42 40H44V41H42L41 39H39ZM54 38H56L55 36H54ZM59 38V37H58ZM81 38V37H80ZM96 38V39H97ZM126 38H128V39H126ZM141 38H142V40H141ZM144 38H145V41H147V42H145V41H143L144 40ZM150 38V39H149ZM199 39V40H196V41H194L193 39ZM211 38H212V40H211ZM214 38V39H215ZM1 39H2V41H1ZM12 39V40H11ZM34 39V40H33ZM38 39H39V41H42V42H44V43H42L41 44V48H39L38 49V46H35V48L31 45L32 43H34L35 42V40H37V44H38ZM76 39V40H75ZM103 39V38H102ZM101 39V40H102ZM113 39V40H112ZM159 39L161 40V41H159ZM183 39V40H182ZM189 39V40H188ZM192 40V42H191V40ZM224 39V40H223ZM231 39V40H230ZM25 41L26 43L28 42V43H31L30 45L32 46V47H30V45H28L29 47H28V50H30L31 52H32V49H35V51L36 50H38V52H32L33 54H30L29 56L27 55V47L26 48H24L23 49V47L21 46L22 45V43L20 42V41ZM120 40V41H119ZM139 40H141V41H139ZM187 40V41H186ZM231 41V43L233 44H230V41ZM5 41V40H4ZM19 41V42H18ZM30 41V42H29ZM103 41V40H102ZM143 41V42H142ZM184 41V42H183ZM207 41V42H206ZM209 41V42H208ZM71 42V43H72ZM103 42V44H104V47H105V43ZM138 42V43H137ZM141 42V43H140ZM150 42V43H149ZM198 42H200V44L198 43ZM220 44H219V43ZM229 42V43H228ZM248 42H249V44H248ZM3 43V42H2ZM19 43V44H18ZM20 43H21V45H20ZM26 43L24 44L23 43V45L25 46L26 45ZM40 43L41 42H39V46H40ZM78 43V42H77ZM197 43V44H196ZM208 43H209V45H208ZM237 45H235V44ZM243 44V46H245V47H243V46H241V44ZM254 46L255 44L257 45V47H252L251 48V44ZM34 44H36V43H34ZM36 44V45H37ZM66 44H68V45H66ZM80 44V43H79ZM85 44V43H84ZM84 44H82V47H83V49H81V50H85V48L84 47H86L87 48V46L89 47V45H84ZM107 44V43H106ZM111 44H107V47L108 46H111ZM113 44V46L115 47L116 45H114ZM144 44V45H143ZM165 46H164V45ZM167 44V45H166ZM186 44V45H185ZM4 45H5V43H4ZM7 45V47L5 48V47H3V45H0V50L2 49L1 47H3V50L5 49V53H11L10 51V45H11V48L13 47L12 45H13V43L12 44H10V45H8V44H6ZM5 45V46H6ZM18 45V46H17ZM46 45V44H45ZM117 45V46H118ZM148 45V47H150L151 46V49L149 48V50H147L146 52L148 53L147 55H150V50H151V54L153 53L152 51H154V53H155V50H156V52H166V54L168 53V54H170L169 56H172V61L171 60H169L168 62L166 61H163V62H161L160 60H158L157 58H154L153 60L155 61V60H158V62L157 61H155V65H157V66H160V67H157V66H155V65H153V60H152V62H151V64L150 63H148V62H150V61H148L149 60V57L150 56H144L145 58H148L147 59V63L149 64H147V63H145V61H144V57H142L141 56V61H143V62H141V63H143V64H147L148 65V68L149 69H146L147 68V65H146V68H145V66L143 65V64H141L140 65V61L139 62H137V64H133V66L132 67H134V66H136V68H137V70H135V68H132V70L131 71H129L130 69H129V65H130V63H131V61H129V58L127 57L128 56V53H129V51L131 52V48H134L135 47V49L138 51L139 50V52H142V50H144L143 52L145 53V50L146 49H148V47H146V46ZM222 45V46H221ZM248 45H249V47L251 48V50L252 49H258V50H262V54H261V52L259 51L258 52V50H257V52L255 53V55H253V51H251L252 52V54H250L251 52H250V48H248L249 49V52H248V50H247V47H248ZM251 45V46H250ZM255 45V46H256ZM27 46V45H26ZM99 46H102V44L100 43L99 44ZM118 46V47H119ZM136 46H138L137 48H136ZM145 46V47H144ZM155 46V47H154ZM185 46V47H184ZM208 46V47H207ZM236 46V47H235ZM238 46H240L241 48H238ZM69 47V48H68ZM98 47V46H97ZM185 49H184V48ZM192 47V48H191ZM16 48H12L13 50L12 51H14V50H17ZM32 48V49H31ZM116 49H117V47H115ZM126 48H127V50H129V51H126ZM157 48V49H156ZM159 48V49H158ZM212 48V49H211ZM235 48V49H234ZM53 49L55 50V52H53ZM119 49V48H118ZM125 49V51H126V53H125V55H123V50ZM155 49V50H154ZM180 49V50H179ZM224 49V50H223ZM7 50V51H6ZM10 50V51H9ZM39 50H41V51H39ZM246 50V51H245ZM29 51V52H30ZM137 51H133V49H132V52H134V53H136V54H138L139 52H137ZM180 51H182V52H180ZM188 51V52H187ZM15 52H17V54L19 53L18 52V50L17 51H14V53ZM28 52V53H29ZM111 52V51H110ZM142 52V53H143ZM219 52V53H218ZM245 52H247V53H245ZM254 52H255V50H254ZM13 53V52H12ZM57 53V54H58ZM93 53V54H94ZM143 53V54H144ZM153 53V54H154ZM36 54V55H35ZM59 54H61V53H59ZM70 54H71V52H70ZM143 54H138V55H143ZM228 54V55H227ZM230 54V55H229ZM249 54V55H248ZM66 55V56H67ZM103 55V56H102ZM116 55H118V57L116 56ZM119 55H121V56H119ZM145 55H146V53H145ZM19 56H22V53H20V55ZM114 56V57H113ZM114 59H113V58ZM122 57V58H121ZM125 58V60H123L122 61V59H124ZM229 57V58H228ZM17 58L18 59H20L21 57H18L17 56ZM23 58V59H24ZM107 58V59H106ZM112 58V59H111ZM120 58V60H119V62L120 63H118V62H116V60H118ZM170 58V57H169ZM181 58V59H180ZM189 58V59H188ZM196 58V59H195ZM22 59V60H23ZM116 59V60H115ZM150 59H151V57H150ZM171 59V58H170ZM185 59V60H184ZM226 59V60H225ZM261 59V60H260ZM21 60V62H23ZM25 60V59H24ZM111 60H113V61H111ZM140 60V59H139ZM146 60V59H145ZM181 60V61H180ZM59 61H60V63H62V64H66L67 62H65V63H63L61 60H58V64L56 63V65H58L57 67H59L60 66V63H59ZM174 61V63L173 64H171V62H173ZM110 62V63H109ZM111 62L113 63V64H111ZM126 62H128V63H126ZM239 62V63H238ZM26 63V62H25ZM116 63V64H115ZM158 63V64H157ZM162 63H164L165 64V68H164V65H163V67L161 66L162 65ZM183 65H182V64ZM260 63V64H259ZM68 64V63H67ZM74 64V65H73ZM72 65L73 66H75V63H73ZM107 64V65H108ZM115 64V65H114ZM118 64V65H117ZM122 66H121V65ZM161 64V65H160ZM185 64V65H184ZM63 65V68L64 67H66V66H64ZM70 66V65H68L69 67H73V66ZM62 66V65H61ZM67 66V67H68ZM120 66H121V69H122V72H121V69H120ZM140 66H144L143 67V69H141V67ZM150 66H151V69H152V67H153V71L150 69ZM176 66V67H175ZM185 68H184V67ZM201 66H202V68H201ZM224 66H226V67H224ZM238 66V67H237ZM182 67V68H181ZM61 69H63L62 67H60ZM124 68H125V71H124ZM131 68V67H130ZM138 68H140V69H138ZM145 68V69H144ZM156 68H157V70H156ZM160 70H159V69ZM168 68V69H167ZM188 68V69H187ZM204 68V69H203ZM8 69H11V68H8ZM120 69V70H119ZM171 69V70H170ZM195 69V70H194ZM200 69V70H199ZM206 69V70H205ZM218 69H220V70H218ZM223 69V70H222ZM233 69V70H232ZM239 69V70H238ZM128 70V71H127ZM142 70H144V72H141ZM146 70H148V72H149V74L151 73V72H153L154 74H153V76H152V74L151 75H146L147 74V72H146ZM159 70V71H158ZM166 70V71H165ZM168 70V71H167ZM170 70V71H169ZM173 70V71H172ZM179 71V73H178V71ZM183 70V71H182ZM190 70H192V71H190ZM222 70V71H221ZM161 71V72H160ZM181 71V72H180ZM186 71V72H185ZM214 71L216 72V74L214 73ZM218 71H219V73H218ZM220 71H221V73H220ZM237 71V72H236ZM137 72H138V75H137ZM139 72H141V73H139ZM160 74H159V73ZM163 72V73H162ZM164 72H165V74H164ZM188 72V73H187ZM225 73L224 75H223V73ZM235 72H236V74H235ZM253 72V73H252ZM29 73L30 72H27V74H25L24 75V77L25 78H27V79H32L34 76H33V73L31 72V74L29 75ZM132 73V74H133ZM142 73H146L144 76H142L141 74ZM158 75V77L156 76V74ZM170 73V74H169ZM181 73V74H180ZM183 73V74H182ZM188 74V75H186V77L188 78V79H186V77H185V74ZM190 73V74H189ZM192 73V74H191ZM198 73H200V74H198ZM212 73H214V74H212ZM229 74V76H230V78H228L229 76L227 75V74ZM253 75V74H255V73H257L256 74V76H258V77H252V76H250L251 74ZM0 74H1V72H0ZM161 74H162V76H163V78H160L161 77ZM177 74V75H176ZM202 74V75H201ZM210 74L211 75H214V76H211V78H210ZM218 74H219V76H218ZM250 74V75H249ZM137 75V76H136ZM155 75V76H154ZM168 77H167V76ZM171 75V76H170ZM191 75V76H190ZM195 75H198V77L197 76H195ZM215 75H217L219 78H217V76H215ZM220 75H222L223 77H226L223 81L224 82H226L227 81V78H228V81H232L228 86H230V87H228L227 85H224V86H226V90L224 89V86H223V84L221 85V83H224L222 80H220L221 79V77L222 76H220ZM247 75L248 76H250V77H247ZM0 76H2L3 77V75H0ZM136 76V77H135ZM145 76H149V78H147V77H145ZM150 76H152V77H150ZM183 77L182 79H181V77ZM191 78H190V77ZM194 76H195V79H194ZM205 76V77H204ZM236 76H238V77H236ZM262 76V77H261ZM2 77H0V81H2L3 79H1ZM170 77V80L168 79ZM172 77V78H171ZM178 77H180V78H178ZM207 77V78H206ZM213 77H216L217 79H215L216 81H214V79H213ZM223 77H222V79H223ZM236 77V78H235ZM243 78V80H244V78L246 79V80H242L241 78ZM4 78V77H3ZM137 78H139V79H137ZM146 78V79H145ZM150 78H154V79H150ZM167 78V79H166ZM197 78V79H196ZM206 78V79H205ZM210 78V79H209ZM241 80H240V79ZM248 78H250L251 80V82H253L252 84H256V86H253L252 84H249L250 82H249V79ZM257 78H258V80L259 81H257ZM130 79V80H131ZM156 79V80H155ZM172 79V80H171ZM177 79H181V80H176ZM192 79H194V82H193V80ZM201 79H202V82L203 83H205V82H208V83H205V85L203 86L202 84V82H201ZM203 79H205V80H203ZM221 81V83H218V81L219 80ZM152 80H153V82H152ZM158 80V81H157ZM168 82H167V81ZM182 80H184V81H182ZM190 80H191V82H190ZM199 80V81H198ZM218 80V81H217ZM240 80V82L241 83H239V82H237V81H239ZM247 80H248V82L249 83H247V84H245L246 82H247ZM141 81V83H139ZM156 81V82H155ZM161 81V82H160ZM173 81H174V84H172L173 83ZM181 81H182V83H181ZM186 81V82H185ZM200 83L201 82V84H199L198 82ZM219 81V82H220ZM243 81V82H242ZM264 81V80H263ZM166 82V83H165ZM175 82H177V83H175ZM212 82H214V85H213V83ZM215 82H217V84L215 83ZM237 82V83H236ZM144 83V84H143ZM146 83V84H145ZM148 83V84H147ZM150 83V84H149ZM179 83V84H178ZM187 83V84H186ZM190 83H191V85H190ZM240 85H239V84ZM258 83V84H257ZM141 84V85H140ZM182 84V85H181ZM194 84H198V85H196L197 86V88H196V86L194 85ZM212 85V86H209V85ZM221 85V86H223V89H222V87H216V89H213L214 87H215V85ZM136 85H135V87H136ZM148 85V86H147ZM171 85H173V87L171 86ZM180 85V86H179ZM185 85H188V86H185ZM199 85H202V86H200L199 87ZM239 85V86H238ZM244 85H245V87H244ZM246 85H247V87H246ZM169 87V92H166L167 91V89H168V87ZM176 86H178V87H176ZM184 86V87H183ZM189 86H190V88H189ZM206 86V87H205ZM242 86V87H241ZM253 88H252V87ZM180 87V88H179ZM182 87V88H181ZM208 87V88H207ZM210 87V88H209ZM211 87H212V93L210 94V95H207V91L206 90H208V89H211ZM238 87H239V89H241L243 92H241V91H239V89H238ZM256 87L262 92V94H261V92L258 90V89H256ZM260 87V88H259ZM0 88H1V86H0ZM129 88V89H130ZM164 88H167V89H165L164 90ZM176 88V89H175ZM203 88V89H202ZM217 88L219 89V91H217ZM227 88H230V90H231V92H230V90L229 89H227ZM249 88H250V90H249ZM255 88V89H254ZM138 89V88H137ZM161 89V90H160ZM193 89V90H192ZM200 89H202L203 91H201ZM251 89H252V94H251ZM154 90H155V92H154ZM159 90V91H158ZM199 90H200V92H199ZM249 90V91H248ZM257 90V91H256ZM161 91H164V93H166L165 95H167V96H164V93H160ZM182 91V90H181ZM211 90H208V92H210ZM235 91L237 92V93H235ZM238 91H239V93H238ZM140 92H142V93H140ZM201 92H204L207 96V98H205V96H204V94H202ZM241 92V93H240ZM249 92H250V94H249ZM136 93V94H135ZM144 93V94H145ZM180 93H183L182 95L183 96H185L184 95V93L187 95V94H191V96H185V97H180ZM194 93H196V94H194ZM243 93V94H242ZM144 94H142V95H144ZM154 94H155V96H154ZM201 94L203 95V98H202V96H201ZM215 94V93H214ZM236 94V95H235ZM239 94V96L237 97V95ZM246 94V95H245ZM247 94H248V100H247ZM257 94V95H256ZM176 95V96H175ZM235 95V96H234ZM241 95H245L246 97H243V96H241ZM260 95H262V96H260ZM170 96H168L167 97V100H170V101H168L169 103H172V105H174L173 104V102H171V97ZM173 96H175V97H173ZM251 96H253V97H255V99H257L256 97H258V101H255L254 99H253V97H251ZM190 97H192V98H190ZM195 97V98H194ZM228 97V96H227ZM232 97H231V99H230V97H229V99L232 101ZM236 97V98H235ZM243 99H242V98ZM0 106H2V107H0V112H3V109L5 110V121H0V130L2 131H0V134L2 133H4L3 135L4 136H6V134H7V136L6 137H8V136H10V140L11 139H13V140H15V142L14 143H16L17 144V142L20 140V139H17V138H22V142H23V144H22V142H20L21 144H22V146L23 145H25L24 143H26V142H24V141H27V139H28V141L30 142H28L27 143V145L29 146V144L31 145L32 144V146H30V147H28L27 145H25L24 147H23V151H22V153H20V156L23 154V155H25V153H24V150H26V148H33V149H35V150H31V151H29L28 152V150H30V149H27L26 150V155H25V157H23V155L20 157L21 159H25V158H27L28 159V156L27 155H29V158H30V160H27L26 159V163L28 164V165H30L31 164V166L34 168V167H36V165L37 164H40V166L39 165H37L38 167H43V164L45 165L44 167H46V165H48L47 164V161L49 160H47L46 162H45V160H44V158L46 159V157H48L49 155V157H54V159L52 158V160L54 161L53 163L54 164H52V160H51V158H50V160H49V164H51V165H53V167L54 166H56L55 168H52V166L50 167H48V168H50V169H52V170H54V171H58V172H60V171H62V172H64V174L66 173V175L70 172V173H72V174H74L75 173V177H73V179L72 180H70L69 181V179L67 178V176L65 177L64 175H63V173H61L62 175H61V177H59V178H65L66 180H68L67 182H69V186H71V188L67 185V187H65L64 186V184H63V181L62 180H64V178L63 179H59V178H57L56 180H58L59 179V185H58V183H56V181L54 182V184H56V185H58L57 186V188L56 187H54L53 186V184L50 182V181H53V180H50V179H52V178H50L49 176H45L44 177V179L46 180V178H47V180H48V182H47V184H49V186H51V187H49V186H47V184H46V181L45 180H42L41 178H39V179H41L42 181H45V183L44 184H46L45 185V188H44V184L40 181V180H35L34 179V177H33V175H29V174H27V176H25V175H23V177L21 176V178H20V176H17V177H15L16 179H17V181L15 180V178L14 177H12V176H10V177H8V176H6L7 174H5V173H0V183L2 184V180H3V182H4V178L6 177V180L7 179H9L10 180V183L12 184V180H13V182L15 183L13 186L10 184V186H12V188H14L13 190H12V188H11V190L9 191V190H7L8 192L6 193V195H5V193H4V196H7V197H5L7 200L9 199V197H8V193H10V192H12V193H14V190L16 191V190H21V192L22 191H24V192H22L21 193V195H20V193H19V191H17V193H18V196H17V198H15L16 197V193H14L13 194V196H11L12 198L14 197V199L16 200V199H18V200H16V201H18V203H19V201H23L25 198H26V200H28V201H24L25 203L26 202H37V199H39L38 197H40L41 195H42V189H41V187L43 188V189H45L44 191V195H46L47 193L48 194H52V198H54L53 196H55V199H57V197H59L58 199L59 200H61L62 199V201H68L69 203H71V204H76V208H77V206L79 205V207L78 208H80V204L82 203V204H88V202L91 204V202L92 201H90L92 198H93V200L95 199L96 200V203L95 202H93V203H95L97 206V208L99 207V206H101L102 208H101V210L102 211H99V212H97L98 210H100V207L96 210V207H95V204H93L94 205V207H95V214H100V212H101V214H100V220H99V217L98 216H96L97 217V219L101 222V221H103V223L105 224V225H107V226H109V225H111V226H114L119 220H122V217L123 216H131L130 214H132V212L130 213V211L131 210H133V215L135 216V217H137V215L138 216H140L141 217V219L142 220H144V221H147V222H149L148 220H151L150 222L151 223H153L152 221H154V223L153 224H155L156 225V223L155 222H157V224L158 225H165V224H167V223H169L170 225H175V227L177 226V225H179V226H181L182 224L184 225V223H186V222H190V223H192L197 229H198V231L199 232H201L202 234H205L206 236H210V235H215V234H217L218 232H222L223 230H224V228L227 230V229H229L228 227L229 226H231L232 224L234 225L235 223V225H243V227L245 228V227H247L246 228V230L247 229H249L248 231H251L252 232V238L256 241V243H260V242H264V217L259 213V215H261L262 217L261 218H259V216H258V214L256 213V212H254V211H248V210H244V209H240V211H239V213H238V215L236 216V217H234V219L232 218V217H229V216H222L221 217V208H220V206L221 205H219V201H218V199L217 198H210V197H208L207 195H205V193H198V191H197V193L195 194V187H194V185L191 187V186H187L186 187V183L185 184H183L184 186H179V185H181V184H179V182L177 183V184H179V185H177V186H179L180 188H184V189H181V190H184V191H181L180 190V188L178 189L177 187L175 188V182H177V181H175V178L173 179V177L171 176V174H169V176L172 178V180H174V181H170V177L169 176H167V177H169V178H167V177H165L166 178V180L168 179L169 181H170V184H171V182L173 183V185L174 186H169V183H168V185H167V181L165 180V178H162V179H164V182H163V180L161 181L160 180V182H161V189L162 188H164L165 190L167 189V186L169 187V189H171L172 187L174 188V190H169V189H167L168 191H169V194H171L170 195V197H168L167 196V198H160V200L159 199H156L155 197H154V199H153V197H152V195L149 193V188L148 189H145V187H146V185L145 184H147V183H150L149 185L150 186H152V183L153 182H155V181H152L151 180V176H150V174L149 173H146L145 174V172L143 173V171H140L141 172V174H140V172L139 173H137V172H135V174L137 173V176L136 175H133L134 174V172H125V171H121L122 169L120 168L117 172H116V168H118V167H112L110 164H108L109 166H106V165H104L105 167H110V168H113L114 170H112V169H106V170H104L103 168H105V167H102V170L99 172V173H97L98 175L100 174L101 176L99 177L97 174V177H93V179L92 180H90V182H91V184L93 183V184H96L95 186L92 184V186H91V188H90V192H91V190H92V192H91V194H90V192H89V185H91V184H89L87 187H88V189L86 188V186H84L85 184H87V182L88 183H90L89 181H87V182H85L84 180H83V177L82 176H78V174L80 173L81 174V172H82V168H83V166L81 165V166H79L80 165V163H82L80 160H77V162H80V163H77V162H75V161H73V160H71V161H73V162H71V161H68V159L67 158H65V155H64V151H61V153H60V151L58 152V151H56V152H58V153H60V154H62V156L64 155V158L69 162H67L66 160H64V158L62 159V157L60 156V158L58 159V160H56L55 159V156H54V151L52 150V149H50V151L49 150H45L46 152H48V154L51 152V151H53L52 153H50L49 155L47 154V153H45L44 154V152H42L43 150H38L39 151V153H37L38 151L36 150V148H34L33 147V143H32V141L31 140H29V137H26L27 135H25L24 136V132H22L23 130L19 127L22 123L24 124L25 123V121H23L26 117L25 116H22V114H24L25 113V111L26 110H24L23 109V107H20V111L17 113L16 111H18L19 109L17 108L18 107V105L20 104V102H18V104H16L15 102H13V105H11L10 103H12V102H6L4 99H2V97L0 96ZM170 98V99H169ZM201 98V99H200ZM216 98V99H215ZM240 100H243L244 101V98H246V101H247V104H248V102H249V99H252V101L251 102H249L250 104H251V106H250V104H248L247 105V107H246V102H244L243 104H245V105H243V104H241L242 102H239L238 103V100L239 99ZM259 98H260V100H259ZM263 98V99H262ZM150 99H152V98H150ZM154 100H156V98H153ZM190 99V100H189ZM198 99H197V101H198ZM222 99V100H221ZM224 99V100H223ZM226 99H228V98H226ZM42 100V99H41ZM239 100V101H240ZM263 101V104H262V101ZM180 101V100H179ZM178 101V102H179ZM222 101H223V104H222ZM227 101V102H226ZM253 101H255V102H253ZM261 102V104H260V102ZM215 102V101H214ZM82 103V104H81ZM85 103V102H84ZM192 103V102H191ZM197 103H199V102H197ZM197 103H195V104H197ZM204 103V102H203ZM203 103L202 102H200V105L202 104V106H203ZM204 103V104H205ZM209 103V104H208ZM224 103L226 104L225 105V107H227V108H225L224 107ZM231 104H232V102H230ZM79 104H81L80 106H79ZM255 104V105H254ZM8 105V106H7ZM16 105H17V107H16ZM71 107V108H73V109H70L69 108V106ZM161 105V104H160ZM254 105V106H253ZM4 106H5V108H4ZM74 106V107H73ZM159 106V105H158ZM201 106V107H202ZM211 106V107H210ZM216 106H217V109H216ZM228 106H230V105H228ZM248 106H250L251 108V111L253 112L252 114H251V111H249L250 109H249V107ZM12 107H14L15 108V110H13V108ZM77 107H80V108H78L77 109ZM86 107V108H85ZM236 107V108H235ZM9 108V109H8ZM10 108H11V110H13V111H11V116L8 114V113H6L7 111H9L10 110ZM16 108H17V110H16ZM56 108V109H55ZM60 108V109H59ZM68 108V109H67ZM75 108H76V110H75ZM240 109L241 111L238 113V112H235V111H239L238 109ZM53 109V110H52ZM67 109V110H66ZM81 109V110H80ZM116 109H117V111H116ZM228 109V110H227ZM249 109V110H248ZM23 112H22V111ZM55 110V111H54ZM101 110V111H100ZM109 110L110 111H113L112 109H110V107H109ZM227 110V111H226ZM89 111H91V112H89ZM257 111V110H256ZM13 112V113H12ZM16 112V114L17 115H15L14 113ZM22 113V114H19V113ZM140 112V113H139ZM155 112H153V113H155ZM193 112V111H192ZM259 112H261L260 113V117H257L258 115H259ZM40 113V114H39ZM47 113V112H46ZM45 112H38V115H36V116H39V117H46V115H44V114H46ZM48 113V114H49ZM51 113H53V114H51ZM224 113H222V114H224ZM240 113H242V114H240ZM6 114H8L9 116H10V118H12V119H10V118H8L9 116H7ZM26 114V113H25ZM24 114V115H25ZM92 114V115H91ZM161 114V115H160ZM15 115V116H14ZM42 115H44V116H42ZM56 115V116H55ZM79 115V116H78ZM90 115V116H89ZM160 115V116H159ZM167 115V116H166ZM225 115V114H224ZM244 115H246V117H244ZM252 115V116H251ZM254 115H255V117H257V118H259V119H257L256 120V118L254 117ZM257 115V116H256ZM19 117V119H18V117ZM92 116V117H91ZM121 116V117H120ZM148 116V117H147ZM157 116V117H156ZM13 117H15L16 118V120L13 118ZM24 118L21 122H20V120L22 119V118ZM34 118H32L33 120H29L30 121V123L32 124H36L35 123V121H37L38 122V120L40 119L39 117H36V119H35V116H33ZM116 117V118H115ZM136 117H137V119H136ZM158 118L159 119V121L157 122L156 121V119L154 120L153 118ZM161 117V118H160ZM167 117H170V119H169V121L167 120H164V119H166ZM239 117V118H238ZM241 117H243L242 119H241ZM251 117L252 118H254V119H251ZM37 118H38V120H37ZM61 118V119H60ZM97 118V119H96ZM120 118V120L121 121H119L118 119ZM130 118V119H129ZM144 118V119H143ZM145 118H147L146 120H145ZM229 118V117H228ZM228 118H227V120H228ZM244 118H246V120H247V123H246V120L244 121L243 119ZM264 117H262L261 118V120H264L263 119ZM0 119H1V117H0ZM3 118L1 119V120H4ZM8 119V120H7ZM14 119V120H13ZM35 119V120H34ZM45 119V121H47V119L46 118H42V119H40V120H44ZM93 119V120H92ZM116 119V120H115ZM126 120V121H124V120ZM136 119V121H134ZM149 119V120H148ZM161 119H163V120H161ZM168 119V118H167ZM241 119V120H240ZM11 120H13L12 121V123H11ZM19 120V121H18ZM103 120V121H102ZM115 120V121H114ZM141 120H143L142 121V124L140 125L139 124V126H137L138 125V122H141ZM145 120V121H144ZM153 120L155 121V122H157L155 125H157V126H155L154 124H152V123H154L153 122ZM227 120H225L224 122L226 123V124H228V121ZM253 122H252V121ZM254 120H255V122H254ZM7 121H9V122H7ZM18 122V123H16V122ZM29 121H27L28 123H29ZM57 121V122H56ZM60 121V122H59ZM119 121V122H118ZM132 121H133V123H132ZM5 122H7V123H5ZM78 122V123H77ZM102 122V123H101ZM118 122V123H117ZM123 122V123H122ZM130 122V121H129ZM134 122H135V124H134ZM150 124H149V123ZM223 122V123H224ZM231 122L233 123L232 125H231ZM3 123V124H2ZM6 124V126L7 125H9L8 127H6L5 126V124ZM14 123H15V125H14ZM29 123V124H30ZM54 123V124H53ZM77 123V124H76ZM97 123V124H96ZM106 123V124H105ZM124 123H126V124H124ZM143 123H144V125H143ZM159 123H161V125L159 124ZM167 123V124H166ZM11 124H13V125H11ZM18 124V125H17ZM57 124V125H56ZM68 124V126L66 127V125ZM71 124V125H70ZM113 124V125H112ZM146 124H148V125H146ZM152 124V126L150 127V125ZM246 124H248L247 126H246ZM250 124H252L251 126H250ZM44 125V126H45ZM49 125H51V126H49ZM63 125H64V127H65V130H64V127H63ZM70 125V126H69ZM87 125V126H86ZM112 125V126H111ZM127 125H129L130 127V129L128 128H126V127H128ZM161 126V127H158V126ZM175 125H177V127H175ZM190 125V126H189ZM17 127V129H16V127ZM53 126V127H52ZM56 126V127H55ZM74 126V127H73ZM77 126V127H76ZM90 126V127H89ZM114 126V127H113ZM116 126V127H115ZM123 126V127H122ZM133 126V127H132ZM135 126H137V128L138 129H136V127ZM156 128H155V127ZM182 126V127H181ZM183 126H185V127H183ZM198 126V127H197ZM230 126H231V128H230ZM251 127L250 129H251V131L249 130V128L248 127ZM6 127V128H5ZM19 127V128H18ZM52 127V128H51ZM69 127V128H68ZM86 127V128H85ZM111 127H113L112 129L114 130V131H112V129H111ZM133 129H132V128ZM135 127V128H134ZM143 127V128H142ZM170 127V128H169ZM172 127V128H171ZM173 127H175L176 128V130H175V128H174V130H173ZM48 128V129H47ZM59 128V129H58ZM68 128V129H67ZM72 128V129H71ZM74 128V129H73ZM157 128H159V129H157ZM177 128H178V130H177ZM183 128V129H182ZM230 128V129H229ZM3 129V130H2ZM20 131H19V130ZM60 129H61V131H60ZM63 129V130H62ZM70 129V130H69ZM87 129V130H86ZM92 129H94V130H92ZM141 129V130H140ZM172 129V130H171ZM234 129L236 130V131H234ZM244 129H247V130H245L244 131ZM55 130V131H54ZM72 130V131H71ZM74 130V131H73ZM115 130H116V132H115ZM129 130H132L131 132H134V131H136V132H134V133H132V134H134V135H131L132 137L133 136H135L136 134L138 135H140L141 134V138L139 137V136H137L136 135V137L137 138H139L138 140H137V138L135 139L134 137H133V140H132V137L131 136H129V134H127L128 133V131ZM138 130V131H137ZM184 130V132H182ZM187 130H188V132H187ZM196 132H195V131ZM199 130V129H198ZM19 131V132H18ZM69 131V132H68ZM94 131V132H93ZM105 131V132H104ZM144 131V132H143ZM186 131V132H185ZM194 133H192V132ZM248 131V132H247ZM24 133V134H22V133ZM44 132V133H45ZM66 132V133H65ZM71 132H72V134H71ZM114 134H112V133ZM116 134H115V133ZM119 132V133H118ZM130 132V131H129ZM141 132H143V133H141ZM145 132H146V134H148V135H146L145 134ZM153 132V133H152ZM173 132V133H172ZM174 132L176 133V136H174L175 134H174ZM182 132V133H181ZM238 133L239 134V136H238V134H236V133ZM50 133V134H49ZM51 133H52V135H51ZM67 133H70V134H67ZM96 133H97V135H96ZM123 133H124V135H123ZM164 133V134H163ZM171 133V134H170ZM181 133V134H180ZM190 133V134H189ZM1 134V135H2ZM22 134V135H21ZM88 134H91V135H88ZM112 134V135H111ZM120 134H122L121 136H120ZM144 134V135H143ZM154 136H152V135ZM157 134V135H156ZM167 134H169V135H167ZM180 134V135H179ZM187 134V135H186ZM189 134V135H188ZM236 134V135H235ZM81 135L83 136V137H81ZM104 135V136H103ZM146 135V136H145ZM179 135V136H178ZM183 135V136H182ZM191 135V136H190ZM193 135V136H192ZM233 135H235V136H233ZM261 135H262V133H261ZM260 134H259V136H261ZM38 136H40V135H38L37 134V137L36 136H34V137H32V139H34V140H37L39 137ZM55 138H54V137ZM64 136H66V137H64ZM88 136V137H87ZM113 136V137H112ZM129 136V137H128ZM161 136V137H160ZM167 136V137H166ZM171 136V137H170ZM173 136V137H172ZM205 136H206V138L208 139V140H206V143L204 142V140L202 141V138L203 139H205ZM207 136H209V137H207ZM211 136H213V137H215L216 139H215V142L218 140V143L216 142V150H215V148L213 147L214 146V144L212 145V141L214 142V140H213V137H212V139H210L211 138ZM231 136H233V137H231ZM238 136V137H237ZM243 137V139H242V137ZM257 137V139L258 140H260L261 142H263L264 143V137L261 139L260 137ZM263 136V135H262ZM75 137V138H74ZM115 137V138H114ZM123 137H121V138H123ZM149 139H148V138ZM157 137V138H156ZM178 137V138H177ZM195 137H196V139L198 140V143H197V140L195 139ZM198 137V138H197ZM239 137H241V138H239ZM27 138V139H26ZM41 138V137H40ZM46 138V137H45ZM57 138V139H58ZM67 138V139H66ZM81 138V139H80ZM118 138V137H117ZM130 138H131V140H130ZM159 138V139H158ZM163 138V139H162ZM220 138H221V140H220ZM223 138H225V139H227V140H225V141H223L222 139ZM232 138V139H231ZM235 138H237L238 139V142L237 141H235L234 140V142L232 141L233 139H235ZM16 139L18 140V141H16ZM47 139V140H48ZM57 139H55V140H57ZM59 139V140H60ZM91 139H92V137H91ZM103 139V138H102ZM102 139H100V141L102 140ZM153 139V140H152ZM154 139H156V140H154ZM157 139H158V142H157ZM176 139V140H175ZM241 139V140H240ZM246 139V140H245ZM24 140V141H23ZM64 140V141H65ZM104 140V139H103ZM118 140H116V142L118 143L119 141ZM151 140V141H150ZM161 142H160V141ZM175 140V141H174ZM182 140V141H181ZM196 140V141H195ZM209 140H211L210 142H209ZM222 141V143H225V144H221V142L220 141ZM129 141V142H128ZM142 141L144 142L145 141V143H142ZM148 141V142H147ZM230 141V143H227V142H229ZM3 143H1L0 144V146L1 145H3V146H1L4 150H6L7 148L9 149V150H6L8 153V155H9V153H10V155L12 156H10L9 155V157L10 158H13V159H11V161H12V163L14 164V165H18V164H20L21 162H22V160L21 159H19V155H18V152H16V151H14V149L13 148H15V150H16V147L18 146H16L14 143H13V141L11 140V142H12V144H10V143H8L9 141H2ZM5 142H6V144H5ZM115 142V143H116ZM124 141H122V143H123ZM131 142V143H132ZM147 142V143H146ZM207 142H209L210 144H211V147H210V144H209V146H208V144H207ZM220 142V143H219ZM19 143V144H20ZM121 143V142H120ZM142 143V144H141ZM160 143V144H159ZM204 143V144H203ZM237 143H241L240 145L239 144H237ZM143 144H144V146H143ZM149 144V145H148ZM236 144V146H234ZM6 145H7V147H6ZM10 145V146H9ZM15 145V146H14ZM152 145V146H151ZM162 147H161V146ZM165 145V146H164ZM205 145H207V146H205ZM225 145V146H224ZM233 145V146H232ZM147 146H149V147H147ZM169 146H170V148H169ZM205 146V147H204ZM217 146H218V148H217ZM242 146V148H240V147ZM158 147V148H157ZM155 148H156V150H155ZM205 148V149H204ZM212 148V150L211 151H209L210 149ZM214 148V149H213ZM221 148H222V151L224 152V153H221L220 151H221ZM228 148V149H227ZM232 149V150H230V149ZM238 148H239V150H238ZM244 148V149H243ZM13 150V151H10V150ZM227 149V150H226ZM236 149H237V151L238 152H236ZM243 149V150H242ZM158 150V151H157ZM204 150H205V152H204ZM219 150V151H218ZM240 150L241 151H244L245 153L247 152L248 154L247 155H245V153L244 152H242L243 154H244V156L242 155V153H240ZM249 150V151H248ZM10 151V152H9ZM157 151V152H156ZM171 151H173V150H171ZM202 151H203V153H202ZM227 151V152H226ZM232 151V152H231ZM257 151H259V150H257ZM15 154V156H14V154ZM20 152V151H19ZM27 152H28V154H27ZM41 152H42V154H41ZM163 152V150H161V152H160V154ZM175 152H173V153H175ZM179 152V153H178ZM209 152H211V154L209 155ZM217 152V153H216ZM231 152V153H230ZM250 152V153H249ZM260 152V151H259ZM259 152H256V155H253V157L255 156L256 158H257V155L259 156H261V158H263V154H262V152H264V151H261V154L259 153ZM33 153V154H32ZM56 154V155H60V154ZM175 153V154H176ZM185 153H186V155H185ZM191 153H193V154H191ZM203 154L202 156H201V154ZM204 153H207V155L205 154L204 155ZM232 153L234 154V156H235V158H234V156H232ZM259 153V154H258ZM37 154V155H36ZM52 154V155H51ZM164 154L166 155V153L164 152ZM163 154V155H164ZM189 154V155H188ZM197 154L200 156V157H198V159H197ZM16 155H17V157H18V161L19 160H21L20 162H18L17 161V157H16ZM36 155V156H35ZM41 155L42 157V160L41 161H38V159L40 160L41 158L39 157V156ZM46 155V156H45ZM48 155V156H47ZM162 154L160 155L161 157H164ZM183 155V156H182ZM194 155V156H193ZM31 156V157H30ZM33 156H35V157H37V158H33ZM45 156V157H44ZM159 156V153H158V155L156 156V157H160ZM177 156V155H176ZM192 156V157H191ZM241 156L242 157H244V159L242 160L241 159ZM245 156H247V158L245 157ZM259 156V157H260ZM8 157V158H9ZM15 157H16V159H15ZM39 157V158H38ZM48 157V158H49ZM67 157V156H66ZM180 157V158H181ZM187 157V158H186ZM189 157V158H188ZM196 157V158H195ZM217 157V158H216ZM224 157V158H225ZM249 157V158H248ZM252 156H251V158H253ZM254 157V158H255ZM35 160H33V159ZM56 158H58L57 156H56ZM224 159L226 162H227V159ZM261 158L259 159V158H257L258 160H260L259 162H258V164H255L253 167L255 168L256 167V169L258 170V169H260V170H263L264 171V161H263V159L261 160ZM61 159V160H60ZM79 159V158H78ZM192 159V160H191ZM228 159V162H230L231 163V161ZM17 162H16V161ZM37 160V161H36ZM70 160V159H69ZM75 160V159H74ZM216 160V161H217ZM242 160V161H241ZM248 160V161H247ZM252 160V159H251ZM56 161V162H55ZM59 161V162H58ZM66 161V162H65ZM224 161V162H225ZM241 161V162H240ZM32 162V163H31ZM34 162H37L36 164L34 163ZM195 162H193V163H195ZM34 163V164H33ZM241 163V164H240ZM107 164V163H106ZM263 165V166H262ZM19 166V165H18ZM237 166V165H236ZM30 167V166H29ZM57 168H58V170H57ZM82 169V170H81ZM72 171V172H71ZM120 171V172H119ZM125 172V173H124ZM104 173V174H103ZM121 173L123 174V175H121ZM131 173V175H129L128 176V174H130ZM133 173V174H132ZM143 173V174H142ZM5 176H4V175ZM127 174V176H125V175ZM138 174H140V176H138ZM147 174H149V175H147ZM27 177L28 178V176H29V178L27 179V178H25V177ZM150 176V180L152 181V183L151 182H147V181H150L149 179L147 180V178ZM3 177V178H2ZM8 177V178H7ZM32 177V178H31ZM49 177V178H48ZM135 177V178H134ZM147 177V178H146ZM14 178V179H13ZM125 178V179H124ZM130 178V179H129ZM21 179V180H20ZM25 179H27V180H29L28 182H31V186H30V183H29V185H28V182H27V180L25 181V182H27V184H25V182H24V180ZM96 179V180H95ZM135 179V180H134ZM153 179V178H152ZM5 180V182H6V184L7 185H4L3 186V184H5V183H3L2 185L0 184V187H2L1 189H3V190H5V189H7V187H8V185H9V180H7L6 181ZM22 180H23V182H22ZM65 180V181H66ZM145 182H144V181ZM19 181H21V182H19ZM38 181H40V182H38ZM62 181V182H61ZM166 181V182H165ZM168 181V182H169ZM16 182H18V184L19 185H21V187H19L20 189H17V186L16 185H18V184H16ZM60 182H61V184H60ZM82 182H84V183H82ZM159 182V183H160ZM21 183H24V184H21ZM139 183H141V184H139ZM32 184H34V185H32ZM42 184V185H41ZM68 184V183H67ZM99 184V185H98ZM138 184V185H137ZM154 184V183H153ZM164 184H166L165 186H164ZM188 184V183H187ZM18 185V186H19ZM41 185V186H40ZM98 185V187H96ZM105 185V186H104ZM117 185V186H116ZM125 185V186H124ZM143 185V186H142ZM149 185H147V187L149 186ZM190 185H192V184H190ZM7 186V187H6ZM62 186L64 187V188H62ZM112 186H113V188H112ZM130 186V187H129ZM133 186V187H132ZM135 186V187H134ZM6 187V188H5ZM34 187H36V188H34ZM46 187H49L48 189L49 190H51V192L49 191V192H47V188ZM70 189H69V188ZM82 187H85V188H83L82 189ZM114 187L115 188H117V189H120V190H122V188L123 187H126L127 188V190L126 189H124L125 191H126V193H124V194H120L119 193V190H116V189H114ZM120 187V188H119ZM138 187V188H137ZM140 187H142V188H140ZM205 187V186H204ZM96 188H98V189H96ZM172 188V189H173ZM191 190H190V189ZM202 188V187H201ZM24 189V190H23ZM28 189V190H27ZM29 189H31L30 191H29ZM40 190V194H39V192L37 193V191L38 190ZM52 189H55L54 191L52 190ZM61 191H60V190ZM64 189L66 190V191H64ZM96 189V190H95ZM109 189V190H108ZM186 189V190H185ZM2 190V191H3ZM29 191V192H27V191ZM34 190V191H33ZM36 190V191H35ZM88 191V193H87V191ZM95 190V191H94ZM106 190V191H105ZM124 190H122L123 192H125ZM1 190H0V197H2V194H3V192H6V191H3L2 192ZM94 191V192H93ZM109 191V192H108ZM114 191V192H113ZM115 191H117V192H115ZM187 191V194L185 193ZM193 191H194V193H193ZM201 191V190H200ZM34 192L35 193H37V196L38 195H40V196H36V197H34L35 196V194H34ZM55 192H56V194H55ZM61 192V193H60ZM68 192V193H67ZM98 194H97V193ZM148 192V193H147ZM181 192H182V194H181ZM191 192H192V194H194V195H192L191 194ZM32 193V194H31ZM46 193V194H45ZM54 193V194H53ZM95 193H96V195H95ZM107 193V194H106ZM168 193V192H167ZM183 193H185V194H183ZM22 194H26V196H23ZM28 194V195H27ZM29 194H30V196L32 195V198L29 196ZM115 194V195H114ZM117 194V195H116ZM191 194V195H190ZM10 195H12L11 193H10ZM9 195V196H10ZM34 195V196H33ZM92 195V196H91ZM119 195V196H118ZM167 195V194H166ZM196 195V196H195ZM43 196V195H42ZM97 196V197H96ZM101 196V197H100ZM114 196V197H113ZM161 196H163V195H161ZM19 197V198H18ZM23 197H25V198H23ZM35 198V200H34V198ZM4 198V197H3ZM3 198H0V200H4V201H7L5 198L3 199ZM12 198L10 199V204H11V200H12ZM22 198V199H21ZM37 198V199H36ZM41 198V197H40ZM66 198V199H65ZM107 198V199H106ZM110 198H111V201H112V199H113V203L110 201ZM13 199V200H14ZM21 199V200H20ZM34 201H33V200ZM57 199V200H58ZM68 199V200H67ZM88 200V202H87V200ZM97 199H99V200H97ZM100 199H101V201H105V202H101L100 201ZM32 200V201H31ZM58 200V201H59ZM70 200V201H69ZM85 200H86V202H85ZM3 201V203L2 202H0V204L2 203L3 205H4V202ZM61 201V202H62ZM84 201V202H83ZM101 202V204H104V206L103 205H101V204H99L100 202ZM106 201H110L111 202V204L113 205V207H112V205L111 204H109L108 202V204L106 203ZM14 202V201H13ZM12 202V208L10 209V204H6V205H8V206H5L6 208L5 209H2V208H4L3 207V205H0V206H2V208L0 207V219L2 218L1 217V215L2 216H5L6 217V215H7V217L8 216H11V218L14 216L15 217V215L16 216H18V214H19V216L21 215V213L22 212H24L25 213V210L28 208H26V205H24V207L25 208H20L19 210L20 211H18V208L21 206L22 207V205L23 204H25V203H23V202H20L21 204H20V206H18V203L17 202H14L13 203ZM78 202H81V203H78ZM153 202H155V203H153ZM7 203V202H6ZM64 203V202H63ZM105 203H106V205H105ZM14 204H17V206L18 207H16V206H14ZM64 204H67L68 205V203H64ZM68 205V206H66V212L65 213H63L64 211H60L59 212V210H54L53 212L51 211V212H49V215L51 216V218L52 219H57V218H59V219H61L63 216H66V215H70V212L68 213V210H71L70 209V207H72V209H74L75 207H73V206H75V205ZM78 204V205H77ZM91 204V206H93ZM98 204H99V206H98ZM221 204V203H220ZM86 205H82V206H84L85 208H87V207H89L90 208V206H88L87 205V207H86ZM156 205V206H155ZM211 205V206H210ZM10 206V207H9ZM106 206V207H105ZM107 206L109 207V211H107ZM8 207H9V209L10 210H8ZM84 207H82V208H80L78 211H79V213H81L82 212V210L84 209ZM106 209H105V208ZM110 207H112L111 209H110ZM207 207V208H206ZM14 208H16L15 210H14ZM77 208V209H78ZM89 208H87V213L88 214H90V212H88V209ZM169 208H173V209H176L177 211H178V209H179V211L178 212H180L179 214L178 213H173L172 211L170 212V210L168 211V209ZM212 208V209H211ZM25 209V210H24ZM29 209L30 208H28L27 210H26V212H28L29 211ZM82 209V210H81ZM104 209H105V211H104ZM120 209V210H119ZM158 210V212L160 213V211H164L163 213H161V214H159L158 212H156V213H154V210ZM208 209V210H207ZM211 209V210H210ZM52 210V209H51ZM81 210V211H80ZM90 210V209H89ZM118 210V211H117ZM181 210V211H180ZM15 212V214L13 215V213ZM17 211V212H16ZM34 211H36V208L34 209ZM47 211H49V210H47ZM72 211V210H71ZM76 212L77 213V211H76V209L75 210H73L72 211V213L71 214H73V212ZM152 211V212H151ZM60 214H59V213ZM61 212H62V214H61ZM74 212V213H75ZM86 212V209H85V211H84V214L83 215H85V214H87V213H85ZM97 212V213H96ZM103 212H105L104 214H102ZM111 212H113V213H111ZM254 212V213H253ZM74 214V216L76 215V217H77V215H80L79 213L78 214ZM108 213H110V214H108ZM115 213V214H114ZM123 214V216L121 215L120 216V214ZM130 213V214H129ZM12 214V215H11ZM23 214V213H22ZM48 214V213H47ZM54 214V215H53ZM87 214V215H88ZM106 214H108V215H110V217H107L108 215H106ZM112 214V215H111ZM136 214V215H135ZM176 214H178V215H176ZM48 215V216H49ZM56 215V216H55ZM58 215V216H57ZM59 215H61V218H60V216ZM82 215V214H81ZM104 215L107 217H104ZM49 216V217H50ZM71 216V215H70ZM74 216L72 215L71 217H73L74 218ZM86 216V215H85ZM103 216V217H102ZM116 216H118V218H116ZM119 216H120V218H119ZM4 217V218H5ZM6 217V218H7ZM54 217H56V218H54ZM143 217V218H142ZM10 218V217H9ZM104 218V220H102ZM138 218V217H137ZM146 218V219H145ZM232 218V219H231ZM237 218V219H236ZM105 219H106V221H105ZM107 219H108V221H107ZM140 219V218H139ZM202 220V222H200L201 220ZM2 220V219H1ZM58 220V219H57ZM200 220V221H199ZM6 220L5 219H3V222L6 224L7 222H9L8 220L5 222ZM107 222V223H105V222ZM236 221V222H235ZM1 222V221H0ZM2 222V223H3ZM161 222V223H160ZM164 222H165V224H164ZM235 222V223H234ZM2 223H0L1 225H0V243L1 244H3L2 243V241L3 240H5V236L6 235H8V231L7 230H5V228L6 229H8V230H10L9 231V235L8 236H10V235H12L13 234V232H14V227L16 226V225H14V224H12L11 222V224L10 223H8V224H6V226H5V224L3 223V225H2ZM119 223L120 224H122V221H119ZM119 223H117L116 225H120ZM172 223V224H171ZM9 224L10 225H14V227L13 226H9ZM71 224L72 225H75L76 224V222L74 223H69V225L71 226ZM112 224H114V225H112ZM115 225V226H116ZM246 225V226H245ZM9 226V227H8ZM70 226H69V230H75L76 228H77V226H79L78 224H76L75 226H74V228L71 226V228H70ZM178 226V227H179ZM13 227V228H12ZM177 227V228H178ZM227 227V228H226ZM241 227V226H240ZM1 228H3V230H1ZM12 228V229H11ZM15 228H18V226H16ZM174 228V227H173ZM174 229H176V228H174ZM7 232V234H6V232ZM13 232H12V231ZM15 230H17V229H15ZM59 230H57L56 231V229L55 230H52V232H50V231H48V233L50 234H48L49 236H50V238H51V234H53V235H56L55 237H57V235L58 234H60V236L62 235V233L61 232H58ZM198 231H196V234H197V232ZM206 232V231H208V232H206V233H203V232ZM212 232L213 231V233H211L210 235H209V232ZM217 231V232H216ZM5 233V235H4V233ZM198 232V234H197V236H199L200 235V233ZM20 233V232H19ZM21 234H23V236L25 235V232L24 233H22L21 232ZM33 234V237L31 236ZM32 234H30L29 233V237H28V235H27V233H26V235L25 236H27V238L24 236V237H22V235H21V237L23 238V240L25 241V240H27L28 238L30 239V240H28V242H24L23 243V240L22 241H20V239H19V237H20V234H18V236L19 237H17L16 239H15V242L16 243H14L15 245L13 246V244H11L13 247H15L16 248V245H18V243L19 242H21V245L19 244V246H22L23 247V249H24V251L23 252H27L28 253V255H29V253L31 254V255H35L36 254V251L34 252V253H31V252H28V251H31V250H33V247H32V245L34 244V245H37L38 243H40V241L37 243L36 241H38V240H40V235H38V237H40V238H38V240H36L37 238L35 237V236H37V233H36V235H34V233H32ZM46 234V233H45ZM202 234L200 235V237L202 236ZM47 236V235H46ZM46 236H44L43 237V235H42V237L43 238H46ZM48 236V237H49ZM60 236H58V238H62V237H60ZM72 235H69V238L71 239L72 237H73V239H74V236H72ZM12 237V236H11ZM54 237V236H53ZM76 237V236H75ZM88 237H89V235H88ZM87 237V234H86V236L84 237L83 235H81L80 237H76L75 239H74V241H72V239H71V241H70V239L68 238V236H67V239H66V242H61V239H59L60 240V242H59V240H58V242H59V244H61V245H63V243L65 244L63 247L65 248V246H66V249L68 250V245H70V243L68 244V245H66L68 242L67 241H70L71 243H75V241H76V243L78 242H82L81 244H79V247L81 246V245H83V243H84V245H86V247L84 246V248L83 247H80V249L79 248H77V249H79V251L81 250V248H83V250L84 251H86L87 252V244L88 243H90L88 240H91L90 239V237L88 238ZM204 237V236H203ZM21 238V239H22ZM32 238H36V239H34L33 241H31L32 240ZM43 238H41L42 240H41V242H43V244L44 245H46L47 247L48 246H51L52 244V248H54L53 249V251L56 249L55 247H57V248H59L58 246H59V244L58 245H56V243H55V241L57 242V239L55 240L54 238V242H53V240H51L50 238V240L49 241H51L50 243H52L51 245L49 244L48 245V243H49V241H48V238H46V240H44ZM150 240H149V239ZM7 239H9V241H10V237H7L6 236V241H7ZM17 239H19V240H17ZM69 239V240H68ZM78 241H77V240ZM86 239V240H85ZM138 239V238H137ZM131 239L129 242H127V241H124V242H127V243H129L128 245L131 247V249H130V247L128 246V249H129V254L127 253V255L126 254H124V253H126V244L127 243H122V245H121V242H123L122 240H116V239H113L114 241H111V239H110V242H113L114 244H113V246L111 247V245H112V243H108L107 245H104L105 246V249H106V255L108 254V251L110 250V252H112V254L114 255V253H113V251H114V248H115V243H119L120 244V248H122L123 249V247H124V245H126L124 248H125V250H124V253L122 254V252H123V250L122 249H119L118 248V254H119V257H121L122 255H126V256H128L129 255V257L132 255V254H134V252H133V250L134 251H139L140 250V247H142L141 245H143V243L145 242V241H147V239L149 240V241H151V236L150 237H146L145 239H144V241L143 240H141V239ZM19 241L18 243H17V241ZM134 240V242H136L135 244L133 243H131L132 241ZM137 240V241H136ZM155 239L153 238V240H152V242H155V244L154 245H156V242H158L157 240L156 241H154ZM263 240V241H262ZM29 241H30V243H29ZM45 241V242H44ZM88 241V242H87ZM141 241V243H138V242H140ZM149 241H147V242H145V244L146 245H152L153 243H151V244H149ZM254 241V242H255ZM4 242V241H3ZM31 242H33L32 243V245H29V244H31ZM47 242V244H45ZM57 242V243H58ZM160 242V241H159ZM5 243V242H4ZM7 243H8V241H7ZM22 243H23V245L25 244V247H26V245L28 244L29 246H27L26 248H24V246L22 245ZM27 243V244H26ZM55 243V244H54ZM77 243V244H78ZM10 244V243H9ZM8 244V245H9ZM42 244V243H41ZM73 244H72V248H71V245H70V248L73 250L74 249V247H73ZM77 244H75L76 246L75 247H77ZM92 244V243H91ZM91 244H88V246H89V249H91V252H92V250L94 249L95 250V253H96V251H97V248H98V250L100 251V253L102 254V252L104 251H102V247L100 248V246L101 245H103V244H98V243H94V244H92L93 246H91ZM97 244H98V247H97ZM124 244V245H123ZM136 244H138V245H140V247L139 248H136V247H138V245H136ZM159 244H161V242L160 243H158L157 244V246H160ZM5 245V244H4ZM4 245H0L1 247H0V249L1 248H3L4 247V250H5V252H7L8 250H10L9 251V255L11 256V257H14V255L12 256V253L13 252H11L13 249H14V251H15V256L17 257V259L19 260V259H21V263L23 264V262H22V259H23V261H25L24 263H26V261H27V264H31V262L33 263V261H35V264L37 263V264H39L38 263V261L40 260V261H42L41 263L42 264H44V262H45V264H48L47 263V260H48V258H50V260H51V257L52 256H49V254L50 255H54V253H51L52 252V249H50V247H48V249H45L44 248V251H42V253H46V254H41V252L39 251L42 247H45V246H43V245H40V249H37L38 251V253L40 254V255H42V256H44L45 255V258L44 257H42V256H40L39 254H38V257H42L43 259H41V258H38L39 260H37V262H36V260H35V258L37 257V255L35 256V258L33 257H31V255H29L30 257H28V255H27V253L25 254V253H22L21 251L23 250L21 247H19V246H17V248H21L22 250L20 251L19 250V252H20V254L22 253L23 255H20L19 253H17L18 252V250H17V248L15 249V248H12V249H9L8 247V245L6 244V247L8 248V250L6 251V247L4 246ZM10 245V246H11ZM55 245V246H54ZM110 245V247H108ZM134 245L136 246V247H134ZM31 246V247H30ZM39 245H37L35 248H37ZM54 246V247H53ZM94 246H96V247H94ZM107 246V247H106ZM122 246V247H121ZM161 246H163L162 244H161ZM31 248L30 250H28L27 248ZM46 247V248H47ZM62 247V246H61ZM60 247V248H61ZM92 247H94L93 249H92ZM114 247V248H113ZM117 247V246H116ZM132 247H133V249H132ZM6 248V249H5ZM34 248V249H35ZM85 248H86V250H85ZM100 248V249H99ZM113 248V249H112ZM28 250V251H25V250ZM51 250V251H47V250ZM63 249V248H62ZM62 249H58V253H61V256H66V254H64V253H66V249H63V251H64V253H62L63 251H62ZM76 249V250H77ZM127 249V250H128ZM4 250L2 249V252L3 253H0V255H1V257H3V255L2 254H5L4 255V258L6 257L7 258V256H8V254H6V253H4ZM17 250V251H16ZM36 250V249H35ZM42 250H43V248H42ZM59 250H60V252H59ZM70 250V249H69ZM76 250L74 249L73 251L74 252H76ZM83 250H81L80 252H81V254H82V251ZM93 250V251H94ZM108 250V251H107ZM111 250H113V251H111ZM119 250H122V251H119ZM132 250V251H131ZM56 251H57V249H56ZM56 251H54V252H56ZM62 251V252H61ZM99 251H97V253L99 252ZM116 252V255H117V249L115 250ZM0 252H1V250H0ZM11 252V253H10ZM33 252V251H32ZM90 252V254L91 255H93V256H91V255H89L88 253H89V251H88V253H85V255L87 254L88 255V257H89V259H88V257H87V255L86 256H83V257H85L86 258V260L84 261V260H82L83 259V257H82V259L80 260V261H84V262H86L87 261V259H88V261L86 262L87 264H90L91 263V260H92V262H93V258L91 259L90 258V256L91 257H94V261H95V259H96V257H97V253H96V255H95V253L94 252H92V253H94V254H92ZM132 254H131V253ZM135 252V253H136ZM57 253V252H56ZM55 253V254H56ZM69 254H67V257H69V258H66L67 260H66V262L69 264L70 262H73V261H75L74 259V257H76V259L78 258V259H80L81 258V254L80 253H75V255H71V254H73V252L71 253V250L68 252ZM84 253V252H83ZM99 253V254H100ZM14 254V253H13ZM20 255V258L18 257V255ZM63 254V255H62ZM79 254V255H78ZM98 254V258L101 256V255H99ZM110 254L111 253H109V257H110V262L112 261V254H111V256H110ZM120 254H122L121 256H120ZM24 255H25V257L27 258H25L24 257ZM33 255V256H34ZM69 255V256H68ZM84 255V254H83ZM95 255V256H94ZM103 255H104V253H103ZM103 255L101 256V257H103ZM25 258H23V257ZM46 256H48V257H46ZM58 254H56V256L54 255L53 257L55 258V259H52L53 260V262L54 261H57L60 257V255L58 256ZM71 256H73V260L71 261V259H72V257ZM79 256H80V258H79ZM108 256V255H107ZM107 256H105L104 255V259L101 261L100 260V258H99V260L98 259H96V263H97V261H98V264L99 263H101V262H103L104 260H106L105 259V257L106 258H108ZM118 256V255H117ZM0 257V260L2 259ZM11 257H9L8 256V260L11 258ZM2 259L1 261H0V264H5V263H2V262H4L5 260H6V262L8 261L7 259ZM58 258V259H57ZM127 259V257L125 258V257H121V259ZM12 260L11 261H13V258H11ZM28 259H29V261H28ZM30 259H32V261L30 260ZM37 259V258H36ZM44 259H46V260H44ZM61 259V260H60ZM59 259V264L61 263V264H64L65 263V259H64V257H63V259H62V257ZM69 259V260H68ZM15 260V259H14ZM48 261L49 262V264H51V261ZM63 260V261H62ZM10 260L7 262V264H12V262H11ZM31 261V262H30ZM39 261V262H40ZM44 261V262H43ZM62 261V262H61ZM13 262H18V261H13ZM20 262V261H19ZM95 262H93L92 264H94ZM20 263V264H21ZM58 263H52V264H58ZM109 264V262H108V260L105 262V263H101V264ZM14 264V263H13ZM16 264H19V263H16ZM34 264V263H33ZM71 264H73V263H71ZM74 264H77V261H75L74 262ZM85 264V263H84Z\"/></svg>",
    "mask_w": 264,
    "mask_h": 264
}]
</instances>
